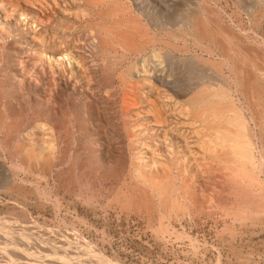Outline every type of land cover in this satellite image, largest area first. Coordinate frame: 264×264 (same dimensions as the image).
<instances>
[{
	"label": "rangeland",
	"instance_id": "1",
	"mask_svg": "<svg viewBox=\"0 0 264 264\" xmlns=\"http://www.w3.org/2000/svg\"><path fill=\"white\" fill-rule=\"evenodd\" d=\"M6 1L7 0L3 1L2 4L0 3L1 13L6 11L4 13L5 15L0 14L1 19L3 18V16L5 18L4 20H2V25L5 24V26L0 25V29L3 28L2 30H0V36L1 37H2V33H3V37L2 38L0 37V78H2V80H4L2 82L0 80V85H1L0 86V96H1L0 97V110H1L0 113L2 116V117L0 116L1 117L0 121L2 122V123H0L1 124L0 125V129H1L0 130V218H1L0 219V235H1L0 236V264H10V262L13 264H42V263L44 264V262H45V264H46V262L49 263L51 261L50 259H48L49 257L50 258L53 257V259H56L55 260V263H56L60 260L61 261L64 260V258L66 257V254H67V256L70 255L69 258L74 257L77 260V259L83 258V256H86L87 253L89 254V250H90L89 248H91L92 253H90L86 257H90V255H95V256H97V257H95V260L102 262V263L106 262L104 264H238V263L239 264H264V223H261L262 221L261 222L260 221L251 222L250 220H248L246 218H242V216H241L242 214L240 216L237 215V217L238 216L240 217V218L238 217L239 220H237L238 218H236V215L233 217L234 214L243 213V211L246 212V210H248L249 207L251 208L252 204L253 205H252V208L250 209V212L252 214H254L253 212H255V215L258 214L257 211H255L257 206H255L256 204H254L253 202L257 201L258 199H261L260 198L261 196H262V199H264V182H262V181H264V180H262V179H264V178H262V177H264V175L260 174L258 176V182L262 180L261 182L258 183L259 186L257 183H254L255 185L257 184L256 186L253 183L252 184L242 183V186H240V187H242L243 190H241V188L239 190L237 187V184H239V182L236 185H234V183H232L230 181L231 176H230V174H227L228 172H226L225 170H223L221 168L220 169L222 172H220V169H218L219 165L217 166V168H216V166H214V165H217L216 162H215L216 164H214V162L210 164V162L213 160L208 158L207 152H206L205 148H203L204 147L203 142H205L206 138L209 137V134L211 136L210 138H212L213 137L212 133H214V132L212 130V133H210V131H208V129H207V132H209V134L208 133L204 134L206 132L205 129L207 128L206 127L207 124L201 122V120L198 118L196 120L194 119L195 117H193V115L190 114L192 112V110H191V108H188L189 106L187 105V102H186L188 100V97H190V95L192 94V92H195L197 90L200 91V89L201 90H203V89L208 90L207 92H209V93L217 91V90L220 92H223V91L226 93L228 92V94H226V95H228L226 100L231 103L232 107L234 106V108H237V110H239L240 114H242L245 117V122H246V120L248 121V122H246V123H248V130L250 132H252L253 134H255V137H257L258 132L254 129L252 123L248 119L250 117L249 116L250 114L248 113V110L246 111V109H247V105L245 104L246 101L242 97V95L240 94L239 89H237V91L235 90L236 88L234 89L235 86H233V84H232V80H234V79L232 78V75H231L228 67H225L226 64L224 62H222L223 60L221 59V57H219V54H218L219 52L214 49L211 56H208L207 53L204 52V48L208 44L207 41L205 44V42H204L205 40H203V42H201L202 43L201 45L205 44L203 46L204 48H202V50H198L194 46V44H192L193 40H190L191 38L189 36L187 38L188 39L190 38L189 39L190 41L186 38H184V39L180 38L185 43V46H187V47H185V48H187L186 51L182 52V53L181 52L178 53L179 51L174 50L175 52H173L172 49L168 48V51L169 50L170 51L167 54L166 45L172 43L171 45L173 46V42L175 43L174 45H176V42L173 40H170V38L165 37L166 32H177V30H179L180 27H181L180 29H183V28L185 29L186 28L185 27L186 26V24H185L186 19L188 18V16L190 14L196 12V10L198 9V10H201L204 12V16H202L203 20L208 18L207 24L206 23H204V24L207 25L209 30L213 26H214L213 28L215 30L216 29L219 30L221 27H223V25H225V26L228 25L227 28L225 26L223 27L226 29V31L228 29L229 31H231L233 33V35H235V33H236L235 36H237L239 39H241V38L243 39V37L246 38V39L244 38L245 41H239V42H241L240 43L241 46H243V47L245 46L246 48L248 46V49H252L255 46L254 44H257L256 42H258L257 45L261 47L260 50L262 49L261 50L262 53H260V55L258 54L257 57L259 56L258 62H261L262 58H264V57H262V54H264V43L260 42V41H264V29H262V28H264V20H262V19H264V15H262V14L260 15V12L259 13L257 12V10H259V9L256 8L257 7L256 6V0L255 1L254 0H252V1L240 0L241 3H239V0L238 1L237 0H158L160 2H158L157 0H148V1L147 0H134V1L133 0H122V1L117 0L118 1L117 9L116 10L111 9V11L116 12L115 14L118 15L117 19L118 18L120 19V20L119 19L117 20V22L119 21V23L118 24L116 23L117 24L116 27L119 26L120 28H122L121 26H123V24H124L123 28L125 27L126 32L129 33L130 35H133L138 29H139L138 32L141 31V32H144V34L146 33V35H148L147 36L148 37V40H147L148 43L146 41L145 44H149V45H146L145 48H144V44L141 46H139L137 44V42H139V44H140L142 41L140 39L136 38L137 39L136 46L137 47L139 46L142 49L139 52H136L133 54L129 53L127 51H123L120 48L121 43L118 44L117 40H115V42L113 40V43L111 41V47L114 46L112 50L109 48L106 52L100 51L102 46L100 48L98 44L95 45L94 43H96L97 41H100V43L103 42V41H101V38L104 40H109V38L111 39V35L109 34V32H111V29L113 28L114 24H113V21L108 16H104L105 12H103V14L101 15L100 18H99V16L95 15V13L97 12V8L93 9L94 8L93 5H89V6L86 5L85 4L86 2H84L86 0H72V1H74L73 3H71L70 0H62L64 3L61 2V0H60V2L58 0H50V1H52L50 3H49V0H45V1L44 0H28V1L27 0H25V1L21 0V1H23V3H21L20 0L19 1L8 0L10 3L8 1L7 2ZM69 1H70V4H69ZM33 2H35L37 4L35 5ZM169 2H171V3H169ZM4 3H5V5H4ZM14 3L17 5V7H15L16 5L14 6ZM45 3H46V5H44ZM65 3H66V7H64ZM48 4H50L49 5L50 8L46 7V6H48ZM72 4H73V6H72ZM156 4L158 5V7H156L157 6ZM201 4H202V8L200 7ZM29 5H30V8L28 7ZM53 6H54V8H53ZM67 6H69V7H67ZM141 6H143V7H141ZM251 6H253V7H251ZM2 7H4V8H2ZM19 7H20V9H19ZM51 7H52V9H51ZM101 8L104 9V7H101ZM119 8H120L121 13L117 12L119 10ZM127 8H129L130 10ZM205 8H206V10H205ZM25 9H29V14L27 15V17H28L27 19L30 20L33 18V23H29L26 20L24 22L22 20L23 18L19 17V12L25 13L24 12ZM39 9L41 12H39L37 14L35 11H39ZM124 9H126V10H124ZM45 10H47V11L50 10V12H52V13L50 14V13H48L49 11L47 12ZM53 12H55L54 15H53ZM61 12H62V14L65 12L63 17H62ZM83 12H84V14H83ZM130 12H132V14ZM209 12L211 14H212V12H214L215 15H217V14L218 15L215 16L214 13L212 15L211 14L209 15ZM11 13H12V15H11ZM45 13H47V14H45ZM251 13L253 14V16H254V14L255 15L257 14L258 18H257V16H255L256 18H252L253 16ZM7 14H8V17H7ZM43 14L45 16H43ZM148 14H150V15H148ZM87 15H88V17H87ZM9 16H10V18H9ZM74 16H75V18H74ZM94 16H97V19ZM133 16L135 17L133 19L134 25H136L137 22L144 21L145 23L140 22L141 24L138 23L137 25L141 26V28H142V26L145 24L144 25L145 29L146 30L149 29V30L146 31L145 29H143L144 28L143 27L142 28L143 30L140 28H138V29L136 28L137 30L135 31V28H133V26H132L133 24H131L133 22L132 21ZM139 16H140V18H139ZM143 16H145V17H143ZM179 16H181V17L179 18ZM261 16H262V18H261ZM11 17H12V19H11ZM104 17H107L108 19L104 18ZM125 17H127L129 20H130L129 17H131L130 22H125L126 25H125L124 21H122L124 19L125 20L127 19ZM213 17H215V18H213ZM249 17H251L250 19H253V21L249 20ZM176 18H178V19L176 20ZM44 19L46 21L43 22ZM135 19L137 22L135 21ZM89 20L91 21L92 24L93 23L97 24V21H98V26L100 25V27H95V26H97L96 24H93V25L90 24ZM107 20H108V22L110 21L109 24L112 25V27L109 26L110 31H106V30H108L107 25H109ZM145 20L146 21L152 20L153 22L150 23V22H146ZM55 21L58 23V25L56 24ZM126 21H128V20H126ZM208 21H209V23H208ZM41 22H42V24H41ZM45 22H47L48 24H46ZM78 22H79V24H78ZM204 22H206V20ZM255 22L259 23V24H255ZM127 23H128V25H127ZM155 23H156L157 28H156V26H154ZM177 23H178V25H174ZM227 23H229V24H227ZM59 24H60V26H59ZM181 24L182 25L184 24V25L182 26ZM211 24H212V26H211ZM234 24H236V25H234ZM53 25H55V26H53ZM149 25H151V26H149ZM166 25H168V26L166 27ZM238 25L239 26L241 25V26L239 27ZM93 26H94V28H93ZM130 26H132L131 27L132 29L130 28ZM174 26H176V29ZM110 27H111V29H110ZM128 27H129V29H128ZM165 27L168 29H166ZM92 28L94 30H92ZM95 28H97V29H95ZM123 28L122 29H116L115 28V29L125 33L124 32L125 30ZM213 28H211V30H213ZM253 28H256V29H253ZM85 29H86V31L90 30V33H89V31H88V33H86ZM113 29H112V31H113ZM115 29H114V31H115ZM169 29H172V30L170 31ZM96 30L98 32V35H96L97 34V32H95ZM100 30L101 31L103 30L104 32L103 31L101 32ZM215 30H213L214 32L212 31V33L214 34V36H216V39L219 37L223 41V44L226 43V39H224V38H227V35L220 32V30L219 31L217 30L218 32L217 31L215 32ZM235 30H237V31H235ZM255 30H256V32H255ZM259 30H260V32H259ZM67 31L70 32V34L67 33ZM92 31H94V32H92ZM64 32H66V33H64ZM131 32L132 33L134 32V33L132 34ZM149 32H151L153 35H156V36H152V34H150ZM244 32L246 35L244 34ZM93 33H94V35L92 36ZM101 33H103L104 38L101 37V35H102ZM217 33H221L222 35H220V34L218 35ZM47 34L49 37L47 36ZM99 34H100V36H99ZM107 34H109L108 35L109 38H107ZM21 35H25L27 41L30 43L33 39L34 44H37V45H34V46L33 45L32 46L24 45L23 46V44L18 39V36H21ZM86 35H87V37L88 36L89 37L87 38ZM149 35L152 37L151 39L155 38L153 43H151L152 40L149 39ZM255 35H256V38L254 39ZM158 36H161V37L158 38ZM30 37H32V39ZM45 37L46 38L48 37V39H46ZM50 37H52V38H50ZM92 37H94V39L96 38V41L95 40L91 41V39H93ZM135 37H137V34H135ZM261 37H262V39H261ZM4 38H7V39H4ZM156 38H158V39H156ZM251 38L253 41L251 40ZM35 39L37 41H35ZM82 39H83V41L81 42ZM180 39H179L178 45L182 44V41ZM249 39L251 40V42ZM5 40H7V41H5ZM49 40H51V41H49ZM57 40H59V41H57ZM149 40H150V42H149ZM40 41L42 43L41 46L38 45V44H41V43H38ZM42 41H45V42L43 43ZM155 41H157V42H155ZM161 41H162V43L167 42L166 45L159 43ZM62 42H64V43L66 42V44H64ZM88 42H92V44L88 43ZM180 42H181V44H180ZM67 43H68V46H66ZM84 43H86V44H84ZM55 44H58V45H55ZM69 44H71V45H69ZM108 44H110V43L108 42ZM247 44H250V45H247ZM90 45H92V46H90ZM158 45L159 46L161 45V46L158 47ZM191 45H193L194 47L193 46L191 47ZM57 46H59V47L56 48ZM151 46L153 49L151 48ZM224 46H225V44H224ZM249 46H252V47L249 48ZM17 47H19V48H17ZM44 47H45V49H43ZM93 47H95V49H93ZM200 47H202V46H200ZM20 48H21V50H20ZM24 48H26V49H24ZM91 48L93 51H91ZM97 48H100V49L97 50ZM157 48H159V49L157 50ZM37 49L40 51H37ZM56 49H58V51H56ZM253 49H256V48L254 47ZM225 50H226V48H225ZM41 51H44V53ZM88 51H89V53H88ZM228 51H229V48L227 49V52ZM38 52L39 53L41 52V53L39 54ZM55 52H56V54L60 52L59 54H62V57H61V55L60 56L56 55ZM93 52H95L96 56H95V54H93ZM192 52L194 54H197L196 55L197 58L196 57L192 58V57H194V56H192L193 55ZM118 53H119V55H118ZM151 53L156 54V55L159 54L160 56L158 55L156 57V55H154L156 58L154 57V59H152L153 54H151ZM169 53L172 54V57ZM21 54H23V55H21ZM99 54H100V56H99ZM41 55L44 57H42ZM38 56H40V57H38ZM49 56H51V57H49ZM134 56L135 57L137 56V57L135 58ZM138 56H140V57H138ZM148 56H150V57H148ZM165 56H167V57H165ZM246 56L250 57V54H248ZM160 57H162V58L160 59ZM251 57H253L252 54H251ZM50 58H53V59H50ZM157 58H159V59H157ZM173 59H175V61ZM182 59H183V62H182ZM198 59H200V61ZM201 59L203 60L202 62H201ZM188 60H190V61H188ZM207 60L210 61L211 63H207ZM15 61H17V62H15ZM105 61H106V63H105ZM109 61H110V63H109ZM214 61H216V62H214ZM220 61L224 64L221 65L222 63ZM18 62H19V64L21 62L22 65H18ZM216 63L217 64L221 63L220 64L221 67H219ZM215 64H216V66H215ZM144 65H146V66H144ZM105 66H106V69H105ZM211 66L212 67L214 66L213 68L216 67V69H218V70L221 69L222 71L217 72V70L213 69ZM222 66H223V68H222ZM217 67H219V68H217ZM224 67L228 70L224 69ZM110 68H111V70H110ZM163 68H164V70H162ZM111 71H113V72H111ZM225 71H227V72H225ZM108 72H110L109 75H108ZM139 74L141 76L140 79H143L146 77L145 83L148 86L146 85L145 88H151L152 87L154 89L153 94L148 93L146 90H141V89L139 90V87H141L139 82H138L140 80V79L138 80ZM157 74H158V77H157ZM211 75H213L214 77ZM215 75H216V77H215ZM230 75H231V77H230ZM128 76H129V79H128ZM142 76H144V77H142ZM228 76L232 79L230 80V78ZM13 78L17 81V83H16V81H13V82H15V84L12 82V80H14ZM90 78H92V79H90ZM106 78L109 79L111 82L109 80H107ZM134 78H136V79L134 80ZM9 79H10V81H9ZM17 79H19V80H17ZM149 80H152V81L149 82ZM7 81L10 82V84ZM18 81H20V82H18ZM106 81H109L111 85L109 84V82H106ZM130 81H131V83H128ZM159 81H160V83H159ZM133 82H134V85H132ZM136 82H138V83H136ZM19 83H20V85H19ZM135 83H136V85H135ZM166 83H167V85H166ZM7 84H9V85H7ZM137 84H139V86ZM151 85H154V86H151ZM215 85L216 86L218 85V86L216 87ZM220 85L222 86V88L224 90L221 88ZM50 86H51V88H50ZM111 86H113V87H111ZM133 86H134V88H132ZM137 86H138V88H137ZM211 87H212V91L210 92L209 90L211 89ZM13 88L14 89L16 88L18 90H16V89L14 90ZM128 88H129V90H127ZM225 88H227L229 90H227ZM156 90H157V92H156ZM111 92H113V93H111ZM126 92H133V93L129 94ZM143 93H144V95H143ZM231 95H232V97H230ZM155 96H157V98H158V99L156 98V101H154ZM236 97H237V100H236ZM241 99H242V101H241ZM123 100L126 101L125 104L122 103ZM149 100H151V101H149ZM162 101H164V102L166 101L165 102L166 104ZM158 102H160V104ZM237 102L239 103L238 106L236 105ZM128 103L132 104V105H128ZM11 105H12V107H10ZM134 106H135V108H134ZM148 106H150V109H148L149 108ZM182 106H183V108H182ZM128 108H132V109H128ZM178 108H180V109H178ZM165 109H166V111H165ZM173 109L174 110L176 109V110L174 111ZM158 110H160V111L156 112ZM151 111H153V113ZM169 111H170V113H169ZM171 111H172V113H171ZM2 113H4V114H2ZM57 113L59 116L57 115ZM172 114H173V117H172ZM17 115H19V117ZM187 115H189V116L187 117ZM139 116H140V118H139ZM135 117H138V119H136ZM174 117L176 120L174 119ZM183 117H186V118H183ZM156 118H158L160 121H158V119H156ZM180 118L181 119L183 118V119L180 120ZM53 119H55V123H54V121H52ZM191 119L195 120V121H192ZM156 121H157V123H156ZM165 121H166V124L164 123ZM185 121H187V122H185ZM61 122H63V123H61ZM160 122H161V124H160ZM9 123H11V124L9 125ZM125 123L127 124V126L125 125ZM57 124H58V126H57ZM140 124L144 125L142 127V129L139 128ZM156 124H158L161 127L163 126L164 128L166 127L165 132H163V130H164L163 128L156 127V126H158ZM163 124H165V126ZM203 124H205V125H203ZM183 125H184V127H183ZM12 126L13 127L16 126L17 129H15V127H14V129L11 128ZM135 126H136V128H135ZM145 126H146V128H145ZM185 126H188V127H185ZM203 126H205V127L203 128ZM213 126H216V125H214V123L208 124L209 130L211 127L213 128ZM41 127H43V128H41ZM137 127L139 130L137 129ZM169 127H171V128H169ZM179 127H181V128H179ZM10 128L13 129V131L11 130L9 133L7 131H9ZM52 128H54V129H52ZM153 128H156V129L160 128V129H158L159 130L158 131V130L153 129ZM2 129H5L7 131L2 130ZM57 129H59V130L57 131ZM130 129L133 130L132 133L130 132L131 131ZM144 130L146 131V134H144L145 133ZM199 130H201V132ZM134 131L138 132V133H135ZM11 132L14 134H12ZM66 132H68V135ZM129 132L131 135L137 134L138 137L140 136V133H141V136L139 138L137 137L138 140L133 139L131 142H129L127 140V135H126ZM167 132H169V133H167ZM172 132H174V133L172 134ZM189 132L191 133V135ZM183 133L186 135H184ZM195 133L197 135H200L201 133L202 134H201V136H196ZM260 133H259V135H260ZM170 134H171V136H170ZM180 134H181V136H183L182 138H179ZM146 135L147 136L149 135V136L147 137ZM163 135L164 136L166 135L167 137L166 136H165L166 138L162 137ZM176 135H179V137ZM189 135H190L191 139L188 137ZM204 135H205V137H206V135H208V137L204 138ZM18 136H19V138H18ZM261 136H264V135L261 134ZM6 138H7V140H6ZM26 138H27V140H26ZM202 138H204V139L202 140ZM39 139L41 140V142L39 141ZM55 139H57V140L52 141ZM160 139L162 141L164 140L165 144L162 143V141ZM185 139L189 140V141H186ZM257 139L258 138H256L255 140L253 139L254 143L259 144V146L257 144L258 147L256 146V150H254V151H256L255 156L257 155V152L259 149L264 148V144H262L264 142L259 141L261 143L260 144L259 142H257L258 141ZM262 139H264V137H262ZM208 140L209 139H207V141ZM196 141H197V144L195 143ZM199 141H201V142L203 141V142L201 143ZM29 142L33 146L36 143H38V144H36L34 146L36 148H34V147H32L31 144L29 145ZM54 142H56V143H54ZM173 142H175L174 145H173ZM4 143H6L7 145ZM17 143L26 144L25 148H26L27 153L25 151V148L23 149V145H21V144H18V145H21L20 146L21 149L19 148V146H17L19 149L16 148L15 145H17ZM153 143H154V145H151ZM157 143H158V145H157ZM184 143H187V144L184 145ZM3 144L6 147H4ZM39 144L41 146H39ZM49 144L50 145L52 144V146H53V149H52L53 151L50 153H49V151H51L52 146H49ZM132 144L133 145L135 144L134 145L135 147ZM155 144L157 147L155 146ZM159 144H162V145H160V147H159ZM163 144L166 146V148H168L167 150H164L165 146L163 148L162 147ZM189 144H190V146H189ZM195 144L197 145V147L195 146ZM200 144H203V146ZM141 145L145 149L142 148ZM136 146L137 147L139 146V148H137ZM176 146L177 147L179 146V148H177ZM182 146H183V149H182ZM260 146H262V148ZM2 147L4 148V151H3ZM13 147L15 148V150L12 149ZM31 147H32V149H31ZM37 147H40V148H37ZM44 147L45 148L47 147L46 150L44 149ZM198 147L200 148V151L203 149L202 150L203 153L198 151L199 150ZM28 148L30 150V153L36 152V153H34V155L32 154L31 157H29L30 153H28ZM96 148L99 150H96ZM136 148L138 151L136 150ZM22 149L24 152L22 151L20 153V150H22ZM146 149H148V150H146ZM175 149L178 152L175 151ZM18 150H19V153H18ZM56 150L59 151V154H58V151H56ZM133 150H135L137 152H133ZM144 150L149 151V152L146 153V151H144ZM13 151H17V152H13ZM43 151H45V152H43ZM54 151H56V152H54ZM129 151H130V154H129ZM139 151L141 153H139ZM164 151H166V152H164ZM217 151H218V149L214 152H217ZM41 152H43V153H41ZM191 152H193V153H191ZM11 153H13V154L17 153V154H16V156H13V154H11ZM45 153H46V156L49 154L47 157V158H49L48 160L45 159L46 158ZM189 153L192 154L191 155L192 157L190 156ZM19 154L21 156H19ZM42 154H44V156ZM178 154L180 156H178ZM36 155H38V156H36ZM39 155L41 157L42 156L43 157L41 158ZM33 156L35 158L37 157L38 160L36 161V159H35L31 165L30 162L33 161V159H34ZM63 156H65V158H63ZM200 156H203V157H200ZM20 157L22 158L21 161L22 160L26 161L29 157V159L27 160L28 162L26 161L25 163H23L26 166H22L23 164H21V163L23 161L19 162L18 159H20ZM39 157H40V159H39ZM51 157H53V158H51ZM179 157H180V159H179ZM194 157H195V159H194ZM184 158H185V160H184ZM202 158H204V159H202ZM56 159H58V160L56 161ZM144 159L145 160L147 159L146 160L147 162L146 161L144 162ZM169 159H170V162H169ZM191 159H192V162L190 163ZM137 160H138V163L140 162L139 164H137ZM151 160H153V162ZM182 160H184L183 161L184 165L182 164L183 166H180ZM187 160H189V161H187ZM38 161H39V163H38ZM42 162L43 163L46 162V164L44 165V164H42ZM175 162H178V163H175ZM187 162H189L188 163L189 165L186 164ZM201 162H204V163H201ZM206 162L207 163L209 162L208 164H210L211 166L206 164ZM134 163H136V164H134ZM174 164H179L178 167H180V168H178ZM204 164L208 165L207 168ZM138 165H139V167H138ZM152 165H154V167ZM159 165H160V167H159ZM192 165H194V166H192ZM196 165L200 169L202 166V170L197 169V168L195 170L194 167H196ZM28 166L32 169H29ZM42 166H43V169H42ZM150 166H152L151 167L152 169H150ZM190 166L192 167V169L189 170ZM14 167L17 170H15ZM47 167H49V168H47ZM80 167L82 168V170ZM134 167H135V169H134ZM146 167L150 170V172H148L149 171L148 169H147V172L145 171ZM165 167H166V170H168V171L164 170ZM183 167H185V168H183ZM204 167H205V169H203ZM181 168H183V169H181ZM212 168L214 171H212ZM47 171H48V173H47ZM137 171H139L140 173ZM142 171H145L146 173L145 172L142 173ZM193 171H194V173H193ZM202 171H204L203 176L201 174ZM208 171L210 173H208ZM211 171L214 173H212ZM67 172H69V173H67ZM177 172H179L180 175ZM195 172H196V175H194ZM223 172L224 173L226 172V173L224 174ZM11 173H12V175H10ZM138 173L142 176H145V175L147 176V174L150 175L147 177H148V179L151 177L152 181L150 179H149L150 180L149 181L145 177L146 182L142 181L143 183L141 185V183H139V182H141L140 180H142L144 178L141 179L138 176H136ZM116 174H118V176ZM159 174L162 175V178H161V176H159ZM170 174H172V175H170ZM189 174H191V175L189 176ZM168 175H169V180L171 182L168 181ZM225 175H227V176H225ZM155 176H157V177H155ZM198 176H200L201 178L198 179ZM60 177H61V179H60ZM114 177H116V179ZM178 177H180V178H178ZM217 177H219V178H217ZM57 178H58V180H57ZM154 178H156V180ZM214 178H216V179H214ZM87 179H88V181H87ZM67 180H70V181L67 182ZM154 180H155V182H154ZM162 180H163L164 184H166L165 185L166 187H169L170 190L173 187V190H174L173 192H171L172 193L171 195L174 197H172V196L170 197L169 195L167 197H170L172 201L175 200L177 202V203L172 202L171 200L167 201V204H165L167 209L165 206H164L165 209H163V207L160 205L161 203L159 202V199H156L157 196L153 195L152 193H151L152 194L151 195L149 193L152 191L153 188H155L156 185L161 184L159 182H162ZM176 180H177V182H180V183L175 182ZM185 180H187V181H185ZM206 180L207 181L209 180V181L207 182ZM226 180H228L229 182ZM57 181H59L60 183L59 182L57 183ZM65 181H66V183H65ZM172 181H174V182H172ZM167 182L170 183V186H167L168 185ZM137 183H138V185L140 184L139 187L142 188V191L145 193V195H147V198L150 197V199L148 198V200H150V201H149V203H147L148 205H146V206H144V205L142 206L141 202L139 201V200H143L144 195H142V192H141V195L139 194L140 196L137 193L134 194L135 196L131 194L132 190H130V189L134 190V187L137 186L136 185ZM172 183H174V184H172ZM84 184H85V186H84ZM150 184L152 185V188H151ZM222 184H225L226 187H225V185H222ZM245 184H247V185H245ZM228 185H230V186H228ZM232 185H234L233 189H236L235 191H238V192H236L237 194L239 193V191H241L240 196H238L239 194L238 195L236 194V196H235L236 200L233 197L235 191L234 190L231 191ZM251 185H253V186H251ZM146 186H148V187H146ZM149 186H150V188H149ZM245 186H247L248 188L249 187H251V188L248 189ZM257 186H258V189H256ZM215 187H216V189H215ZM178 188H181V189H179V191H178ZM228 188L230 191H228ZM170 190L166 191L167 193L165 195L169 194ZM215 190H216V192H215ZM251 190H252V192H250ZM256 190H257V192H255V194H253L254 191H256ZM261 190H262V192H261ZM23 191L25 194H23ZM211 191H212V193H211ZM223 191L225 193H222ZM242 191H244L245 193H243ZM174 192H175V194H174ZM230 192L232 195L230 194ZM120 193H121V195H120ZM125 194L128 196H126ZM179 194H180V196H178ZM258 194H260L261 196ZM242 195H244V196H242ZM247 195H249V197H251V199L250 198L245 199V197L246 198L248 197ZM253 195H255V197L258 199L252 197ZM132 196H134L136 198V199L133 198L135 201L131 200ZM151 196L153 198H151ZM176 196L178 197V199ZM210 196H211V199H210ZM216 196L217 197L219 196L218 197L219 199L216 198ZM179 197L181 199H179ZM232 197L235 200V203H236V201L237 202L239 201V204L238 203L235 204L233 202L234 200H232ZM183 198H185V199H183ZM239 198L243 199L245 202H243ZM253 198H254V200H253ZM129 199L131 200L132 204H134L133 202H136V204L138 202L137 206H135L136 208L134 207L135 209H132L133 205L131 206L130 202L126 203L128 208H125L124 203H125V201L127 202V200H129ZM216 199H218V200H216ZM121 200H123V201H121ZM145 200H146V198H145ZM181 200H182V202H181ZM196 200H198V202ZM248 200H249V203L251 202L250 204L247 203ZM221 201L224 203L226 202V203L222 204ZM261 201H264V200H261ZM172 203H175V205H177V207ZM244 203H246V204H244ZM255 203H258V201ZM128 204H130V205H128ZM170 204L173 206L171 207ZM194 204H196V205H194ZM122 205H124L123 208H122ZM240 206H242V207H240ZM129 207H131V208H129ZM138 207L139 208L141 207V209H139ZM146 207H147V209L150 208V211L148 210V212H147V210L145 209ZM173 207L177 208V209L179 208L180 211H181V208L183 210V207H184V210L181 212H177V209L176 210L173 209V211H172ZM152 208L156 209L157 211L154 209L152 210ZM158 208L161 210H159ZM130 209H132V210H130ZM144 209L146 211H144ZM163 210H164V212H163ZM131 211H133V212H131ZM151 211H152V213H151ZM154 211H155V213H154ZM171 211L173 213H170ZM262 211H264V210H262ZM140 212H142V213H140ZM261 212L259 211V213H261ZM226 213H227V215H225ZM147 214L150 218H148ZM151 214L153 215L154 220H153L152 216H150ZM157 214H158L159 218L161 216L160 219L158 217H156ZM164 214H166V215H164ZM262 217H264V216H262ZM157 218H158V220H157ZM162 218H163V220H162L163 222H161ZM222 219H223V222H222ZM242 220H245V221H242ZM230 221H231V223H230ZM249 222H251V224H254V225L249 224ZM225 224L227 226V228H226L227 230L224 228ZM238 224H240V225H238ZM245 224H246V227L244 226ZM28 225H29V227H28ZM158 225L160 226L159 228H158ZM164 225H165V227H164ZM164 228H165V230H164ZM27 231H30V233ZM155 231H156V233H155ZM19 232H21V233L23 232L22 235L19 234ZM164 232H166V234H164ZM158 233H159V235H161V233H163V234L161 236H159V235H157ZM153 234L156 235L157 237L156 236L153 237ZM23 235L29 236L28 238H30L31 240L20 239V237H22ZM77 237H78V239H77ZM50 239H52V240H50ZM158 239H159V242L157 241ZM48 240L50 242L51 241L52 242L50 243ZM165 240H166V242H164ZM72 241H73V243H72ZM74 241H76V242H74ZM79 242H81V243H79ZM64 245H65V247H64ZM8 246H9V248H8ZM15 248H17V249H15ZM54 249L57 251H55ZM21 250L23 252H20ZM29 250H31V251H29ZM2 253H4V254H2ZM8 253H10V254H8ZM69 253H71V254H69ZM27 255L28 256L30 255V256L28 257ZM34 256H36V257H34ZM45 256H49V257H45ZM39 257L41 260H39ZM60 257H62V258H60ZM29 258H30V260H29ZM34 258H36V263H35ZM69 258L66 257V259H69ZM91 259H94V257H92ZM102 259H105L106 261L102 260ZM19 261H21V262L19 263ZM53 263H54V260L52 261V264ZM58 263H60V262H58ZM49 264H51V263H49ZM98 264H100V263H98Z\"/></svg>",
	"mask_w": 264,
	"mask_h": 264
},
{
	"label": "bare ground",
	"instance_id": "2",
	"mask_svg": "<svg viewBox=\"0 0 264 264\" xmlns=\"http://www.w3.org/2000/svg\"><path fill=\"white\" fill-rule=\"evenodd\" d=\"M3 1H5V0H0V3L2 4L3 3ZM8 1V0H7ZM6 1V2H7ZM16 1H19V0H16ZM21 1V0H20ZM25 1V0H24ZM28 1V0H27ZM45 1V0H44ZM59 2H60V0H58ZM71 1V3H73L74 1H72V0H70ZM70 1H69V4H70ZM122 1V0H121ZM134 1V0H133ZM148 1V0H147ZM158 1V0H157ZM238 1V0H237ZM250 1H252V0H250ZM255 1V0H254ZM9 2V1H8ZM37 2V1H36ZM50 2H52V1H50L49 0V3ZM61 2H63L62 0H61ZM83 2V1H82ZM84 2H86L85 4L86 5H93L94 6V8L93 9H96L97 8V12L95 13V15H97V16H99V18L101 17V15L103 14V12H105L104 13V16H108L112 21H113V24H114V26H113V28L115 27L116 29H122L123 28V26H124V24H123V26H121L122 28H120L119 26H117L116 27V25L119 23V21L117 22V20L119 19H117V17H118V15L117 14H115L116 12H114V11H111V9H114V10H116L117 9V7H118V1L117 0H86V1H84ZM129 2V1H128ZM141 2V1H140ZM144 2V1H143ZM152 2V1H151ZM155 2V1H154ZM158 2H160V1H158ZM172 2V1H171ZM171 2H169V3H171ZM203 2V1H202ZM216 2V1H215ZM10 3V2H9ZM21 3H23V1H21ZM35 5L37 4V3H35V2H33ZM47 3V2H46ZM46 3L44 4V5H46ZM64 3V2H63ZM67 3V2H66ZM66 3H65V6L64 7H66ZM218 3V2H217ZM239 3H241V1L239 0ZM251 3V2H250ZM27 4V3H26ZM32 4V3H31ZM56 4V3H55ZM158 4V3H157ZM156 4V5H157ZM4 5H5V3H4ZM16 4L14 3V6H15ZM19 5V4H18ZM25 5V4H24ZM23 5V6H24ZM50 4H48V6H46V7H49L50 8V6H49ZM52 5V4H51ZM68 5V4H67ZM123 5V4H122ZM133 5V4H132ZM137 5V4H136ZM147 5V4H146ZM197 5V4H196ZM195 5V6H196ZM245 5V4H244ZM12 6V5H11ZM13 6V7H14ZM20 6V5H19ZM70 6V5H69ZM69 6H67V7H69ZM72 6H73V4H72ZM71 6V7H72ZM92 6V7H93ZM207 6V5H206ZM209 6V5H208ZM243 6V5H242ZM256 8L257 9H259V10H257V12L259 13L260 12V15L262 14V15H264V0H256ZM15 7H17V5L15 6ZM29 8H30V5L28 6ZM40 7V6H39ZM58 7V6H57ZM62 7V6H61ZM101 7H104V9L103 8H101ZM126 7V6H125ZM139 7V6H138ZM141 7H143V6H141ZM156 7H158V5L156 6ZM164 7V6H163ZM191 7V6H190ZM198 7V6H197ZM196 7V8H197ZM200 7L202 8V4L200 5ZM210 7V6H209ZM212 7V6H211ZM249 7V6H248ZM251 7H253V6H251ZM2 8H4V7H2ZM1 8V9H2ZM36 8V7H35ZM45 8V7H44ZM53 8H54V6H53ZM135 8V7H134ZM155 8V7H154ZM255 8V9H256ZM8 9V8H7ZM19 9H20V7H19ZM41 9V8H40ZM40 9H39V11H35L37 14L39 13V12H41L40 11ZM51 9H52V7H51ZM50 9V10H51ZM56 9V8H55ZM127 9H129V8H127ZM169 9V8H168ZM209 9V8H208ZM35 10V9H34ZM50 10H45V11H47L48 13H52V12H50ZM61 10V9H60ZM64 10V9H63ZM88 10V9H87ZM124 10H126V9H124ZM130 10V9H129ZM128 10V11H129ZM183 10V9H182ZM198 10V9H197ZM196 10V12H194V13H192V14H190L189 16H188V18L186 19V28L184 29H180L179 28V30H177V32H166L165 33V37L166 38H170V40H173V41H175L176 42V45H174L175 43L173 42V46L171 45V44H167L166 45V43L167 42H164V43H162V41L161 42H159V43H162V44H165L166 45V47H167V54H168V52L170 51H168V48L169 49H172V51L173 52H175V51H179L178 53H182V52H185L186 51V49L187 48H185V47H187V46H185V43L181 40L182 38L184 39V38H186V39H188L187 37L189 36L190 38V40H193L192 41V44H194V46L198 49V50H202V48H204L203 46L206 44V41L208 42V44H207V46H205V48H204V52H206L207 53V55L208 56H211L212 55V52L214 51V49L216 50V51H218L219 53V57H221V59L223 60L222 62H224L225 64H226V66L225 67H228V69H229V71H230V73H231V75H232V78L234 79V80H232V84H233V86H235L234 87V89L237 91V89H239V91H240V94L242 95V97L245 99V101H246V105H247V109H246V111L248 110V113L250 114L249 116V120H250V122L252 123V125H253V127H254V129L258 132V136L257 137H255V134H253L252 132H250L249 130H248V123H246V122H248L247 120H246V122H245V117L242 115V114H240V112H239V110H237V108H234V106L232 107L231 106V103L229 102V101H227L226 100V98L228 97V95H226V94H228V92L226 93V92H220V91H214V92H211L212 91V87H211V89L209 90L211 93H209V92H207L208 90H201L200 89V91L199 90H197V91H195V92H192V94L190 95V97H188V100L186 101L187 102V105L189 106L188 108H191V110H192V112L190 113V114H192L193 115V117H195L194 119L196 120L197 118L198 119H200L201 120V122H203V123H206L207 125H206V129H205V133L204 134H209V132H207V129H208V131H210V133H212V130H213V132L214 133H212L213 135V137L212 138H210L211 136H210V134H209V137H208V135H206V137H208V138H206L205 137V135H204V138H206V140H205V142L207 141V139H209L206 143L205 142H203V144H204V147L203 148H205V150H206V152H207V155H208V158L209 159H211V160H213V161H211L210 162V164L211 163H213L214 162V164H216L217 163V165H214V166H216V168H217V166L219 165V168L218 169H223V170H225L226 172H228L227 174H230V176H231V179H230V181L232 182V183H234V185H236L238 182H239V184H237V187H238V189L240 190V188H241V190H243L242 189V187H240V186H242V183H248V184H254V183H259V182H261L262 180H264V179H262L261 181H259L258 182V176L260 175V174H262V175H264V148H262V146H260L262 149H257L258 150V152H257V155L255 156V152L256 151H254V150H256V146H257V144L258 143H254V141H253V139L255 140L256 138H258L257 140V142H264V139H262V137H264V136H261V134L262 135H264V58H262V60H261V62H258V58H259V56L257 57V55L259 54L260 55V53H262L261 52V50H260V46H258L257 44H258V42H256L257 44H254L255 46V48L256 49H248V46H247V48L244 46H241V42H239V41H245V37H243V39L241 38V39H239L237 36H235L236 35V33H235V35H233V33L231 32V31H229L228 29H227V31H226V29L225 28H223L225 25H223V27H221L219 30H220V32H222V33H224V34H226L227 35V38H224V39H226V43H224L225 44V46H224V44H223V41L218 37L217 39H216V36H214V34L212 33V31L213 30H215L213 27H211V28H213V30H211V28H210V30H209V28L207 27V19H205L206 20V22H204L205 20H203V18H202V16H204V12L203 11H201V10H198L197 11ZM205 10H206V8H205ZM10 11V10H9ZM12 11V10H11ZM52 11V10H51ZM62 11V10H61ZM86 11V10H85ZM108 11V12H107ZM123 11V10H122ZM141 11V10H140ZM151 11V10H150ZM158 11V10H157ZM161 11V10H160ZM6 12V11H5ZM5 12H3V13H1V11H0V14H2V15H5L4 13ZM24 12L25 13H21V12H19V17H22L21 19L25 22V20L27 21V22H29V23H33V18L32 19H27L28 17H27V15L29 14V9H25L24 10ZM34 12V13H35ZM117 12H120V8H119V10L117 11ZM127 12V11H126ZM153 12V11H152ZM208 12V11H207ZM256 12V13H257ZM35 13V14H36ZM44 13V12H43ZM54 13L55 12H53V15H54ZM67 13V12H66ZM87 13V12H86ZM121 13V12H120ZM131 14H132V12H130ZM180 13V12H179ZM214 12H212V14H213ZM17 14V13H16ZM45 14H47V13H45ZM61 14H62V12H61ZM64 14H65V12L62 14V17L64 16ZM81 14V13H80ZM79 14V15H80ZM83 14H84V12H83ZM119 14V13H118ZM130 14V15H131ZM139 14V13H138ZM143 14V13H142ZM207 14V13H206ZM205 14V15H206ZM211 13L209 12V15H210ZM211 14V15H212ZM217 14V13H216ZM222 14V13H221ZM252 14V13H251ZM11 15H12V13H11ZM15 15V14H14ZM74 15V14H73ZM78 15V14H77ZM76 15V16H77ZM125 15V14H124ZM123 15V16H124ZM128 15V14H127ZM134 15V14H133ZM144 15V14H143ZM148 15H150V14H148ZM214 15H215V13H214ZM218 15V14H217ZM217 15H215V16H217ZM220 15V14H219ZM37 16V15H36ZM43 16H45L44 14H43ZM66 16V15H65ZM97 16H94L96 19H97ZM121 16V15H120ZM126 16V15H125ZM135 16V15H134ZM132 17V23L131 24H133L132 26H133V28H135V31L138 29V28H140V29H142L143 27V29H145V24L142 26V28H141V26H139V25H137L138 23H140V22H137L136 21V19H135V21L137 22V24L136 25H134V18L136 17ZM142 16V15H141ZM165 16V15H164ZM252 16H253V14H252ZM255 16H257V14L255 15L254 14V16L252 17V18H256ZM7 17H8V14H7ZM13 17V16H12ZM12 17H11V19H12ZM42 17V16H41ZM53 17V16H52ZM60 17V16H59ZM73 17V16H72ZM85 17V16H84ZM83 17V18H84ZM87 17H88V15H87ZM143 17H145V16H143ZM150 17V16H149ZM161 17V16H160ZM171 17V16H170ZM181 16H179V18H180ZM184 17V16H183ZM212 17V16H211ZM210 17V18H211ZM9 18H10V16H9ZM49 18V17H48ZM74 18H75V16H74ZM73 18V19H74ZM94 18V19H95ZM104 18H107V17H104ZM125 18H127V17H125ZM130 18V20H131V17H129ZM139 18H140V16H139ZM213 18H215V17H213ZM220 18V17H219ZM229 18V17H228ZM251 17H249V20H252L253 21V19H250ZM257 18H258V16H257ZM261 18H262V16H261ZM5 18H4V16H3V18L1 19V17H0V25L1 26H5V24H3L2 25V20H4ZM20 19V18H19ZM72 19V20H73ZM108 19V18H107ZM124 19V18H123ZM171 19V18H170ZM178 18H176V20H177ZM18 20V19H17ZM71 20V21H72ZM83 20V19H82ZM104 20V19H103ZM120 20V19H119ZM126 20H128V21H126ZM124 19V20H122V21H124V23L125 22H130V20L127 18V19ZM138 20V19H137ZM154 20V19H153ZM203 20V21H202ZM211 20V19H210ZM215 20V19H214ZM262 20H264V19H262ZM44 21H46L45 19L43 20V22ZM74 21V20H73ZM77 21V20H76ZM90 21V20H89ZM100 21V20H99ZM106 21V20H105ZM146 21V20H145ZM172 21V20H171ZM222 21V20H221ZM230 21V20H229ZM251 21V22H252ZM13 22V21H12ZM15 22V21H14ZM26 22V23H27ZM56 22V21H55ZM62 22V21H61ZM107 22H108V20H107ZM110 22V21H109ZM109 22H108V24H109ZM135 22V23H136ZM142 22H144V21H142ZM141 22V23H142ZM146 22H153L152 20H150V21H146ZM218 22V21H217ZM234 22V21H233ZM250 22V21H249ZM46 24H48L47 22H45ZM52 23V22H51ZM50 23V24H51ZM65 23V22H64ZM71 23V22H70ZM81 23V22H80ZM100 23V22H99ZM117 23V24H116ZM140 23V24H141ZM145 23V22H144ZM159 23V22H158ZM163 23V22H162ZM184 23V22H183ZM204 23H206V24H204ZM208 23H209V21H208ZM220 23V22H219ZM232 23V22H231ZM16 24V23H15ZM18 24V23H17ZM41 24H42V22H41ZM40 24V25H41ZM49 24V25H50ZM55 24V23H54ZM56 24L58 25V23L56 22ZM67 24V23H66ZM78 24H79V22H78ZM90 24H92L91 23V21H90ZM93 24H96V23H93ZM92 24V25H93ZM107 24V23H106ZM171 24V23H170ZM227 24H229V23H227ZM255 24H259V23H256L255 22ZM36 25V24H35ZM44 25V24H43ZM42 25V26H43ZM97 26H95V27H100V25L98 26V21H97V24H96ZM125 25H126V23H125ZM127 25H128V23H127ZM148 25V24H147ZM173 25V24H172ZM174 25H178V23L177 24H174ZM182 25V24H181ZM184 25V24H183ZM182 25V26H183ZM209 25V24H208ZM233 25V24H232ZM234 25H236V24H234ZM8 26V25H7ZM20 26V25H19ZM34 26V25H33ZM32 26V27H33ZM53 26H55V25H53ZM59 26H60V24H59ZM65 26V25H64ZM82 26V25H81ZM87 26V25H86ZM89 26V25H88ZM94 26H93V28H94ZM102 26V25H101ZM108 26V30H106V31H110L109 30V26H111L112 27V25H107ZM132 26H130V28L132 27ZM135 26V27H134ZM149 26H151V25H149ZM148 26V27H149ZM154 26H156V23H155V25ZM168 25H166V27H167ZM211 26H212V24H211ZM220 26V25H219ZM228 26V25H227ZM227 26H225L226 28H227ZM239 26V25H238ZM237 26V27H238ZM241 26V25H240ZM239 26V27H240ZM48 27V26H47ZM83 27V26H82ZM103 27V26H102ZM111 27H110V29H111ZM119 27V28H118ZM159 27V26H158ZM165 27V28H166ZM175 27V29H176V26H174ZM179 27V26H178ZM46 28V27H45ZM62 28V27H61ZM73 28V27H72ZM71 28V29H72ZM92 28V30H94ZM112 28V29H113ZM114 28V29H115ZM137 28V29H136ZM147 28V27H146ZM154 28V27H153ZM152 28V29H153ZM156 28H157V26H156ZM230 28V27H229ZM235 28V27H234ZM3 29V28H2ZM2 29H0V30H2ZM12 29V28H11ZM36 29V28H35ZM52 29V28H51ZM95 29H97V28H95ZM100 29V28H99ZM98 29V30H99ZM102 29V28H101ZM105 29V28H104ZM103 29V30H104ZM112 29H111V32H109V34L111 35V39L108 37V35L109 34H107V38H109V40H104V39H102L101 37H103L104 38V35H103V33H101L102 35H101V41H103V42H101L100 43V41H97L96 43H94L95 45L96 44H98L99 45V47L101 48V46H102V48H101V50L100 51H104V52H106L109 48L112 50L113 49V47H111V41H112V43H113V40H114V42H115V40H117V42H118V44L119 43H121L120 44V48L123 50V51H127V52H129V53H136V52H139L142 48H140L139 46H141V45H143L144 44V48H145V46L146 45H149V44H145L146 43V41L148 40V35H146V33L144 34V32H138V30L133 34L132 32V34L133 35H130L129 33H127L126 32V29H125V27L123 28L125 31V33H123L122 31H118V30H116L115 29V31H114V29H113V31H112ZM128 29H129V27H128ZM132 29V28H131ZM142 29V30H143ZM155 29V28H154ZM162 29V28H161ZM166 29H168V28H166ZM225 29V30H224ZM231 29V28H230ZM240 29V28H239ZM253 29H256V28H253ZM258 29V28H257ZM262 29H264V28H262ZM29 30V29H28ZM60 30V29H59ZM66 30V29H65ZM102 30V31H103ZM146 30V29H145ZM144 30V31H145ZM147 30H149V29H147ZM146 30V31H147ZM151 30V29H150ZM170 31L172 30V29H169ZM218 29H216L215 30V32L217 31ZM218 30V31H219ZM57 31V30H56ZM63 31V30H62ZM85 31H86V29H85ZM89 31V33H90V30H88ZM88 31H86V33H88ZM101 31V30H100ZM101 31V32H102ZM155 31V30H154ZM161 31V30H160ZM159 31V32H160ZM167 31V30H166ZM179 31V32H178ZM217 31V32H218ZM235 31H237V30H235ZM239 31V30H238ZM4 32V31H3ZM33 32V31H32ZM61 32V31H60ZM92 32H94V31H92ZM95 32H97V30L95 31ZM104 32V31H103ZM156 32V31H155ZM181 32V33H180ZM214 32V31H213ZM242 32V31H241ZM240 32V33H241ZM253 32V31H252ZM255 32H256V30H255ZM259 32H260V30H259ZM57 33V32H56ZM62 33V32H61ZM64 33H66V32H64ZM67 33H69L70 34V32H68L67 31ZM85 33V34H86ZM100 33V32H99ZM106 33V32H105ZM150 34H152L151 32H149ZM251 33V32H250ZM5 34V33H4ZM84 34V35H85ZM96 34V33H95ZM135 34H137V37H135ZM216 34V33H215ZM218 35L220 34V35H222L221 33H217ZM239 34V33H238ZM244 34H245V32H244ZM248 34V33H247ZM252 34V33H251ZM255 34V33H254ZM6 35V34H5ZM9 35V34H8ZM7 35V36H8ZM34 35V34H33ZM41 35V34H40ZM52 35V34H51ZM50 35V36H51ZM65 35V34H64ZM91 35V34H90ZM94 35V33L92 34V36ZM96 35H98V32H97V34ZM217 35V36H218ZM246 35V34H245ZM12 36V35H11ZM37 36V35H36ZM47 36H48V34H47ZM57 36V35H56ZM77 36V35H76ZM75 36V37H76ZM99 36H100V34H99ZM106 36V35H105ZM152 36H156V35H153L152 34ZM259 36V35H258ZM257 36V37H258ZM1 37V36H0ZM2 37H3V33H2ZM1 37V38H2ZM17 37V36H16ZM49 37V36H48ZM48 37L46 38V39H48ZM53 37V36H52ZM52 37H50V38H52ZM86 37H87V35H86ZM89 37V36H88ZM87 37V38H88ZM161 36H158V38H160ZM164 37V36H163ZM162 37V38H163ZM31 39H32V37H30ZM54 38V37H53ZM70 38V37H69ZM80 38V37H79ZM93 39H91V41L93 40H95L96 41V38L94 39V37H92ZM106 38V39H107ZM117 38V39H116ZM136 38H138V39H140L142 42V44L140 43L139 44V42H137V44L139 45L138 47L136 46V41H137V39ZM152 37L149 35V39H151ZM158 38H156V39H158ZM161 38V39H162ZM181 38V39H180ZM245 38V39H244ZM256 38V35H255V37H254V39ZM4 39H7V38H4ZM18 39H19V41L23 44V46L24 45H26V46H34V45H37V44H34V41H33V39H32V41H31V43L30 42H28L27 41V39H26V36L25 35H21V36H18ZM30 39V40H31ZM67 39V38H66ZM98 39V38H97ZM160 39V40H161ZM179 39L182 41V44H181V42H180V44L181 45H178V42H179ZM188 39V40H189ZM261 39H262V37H261ZM29 40V41H30ZM45 40V39H44ZM60 40V39H59ZM59 40H57V41H59ZM63 40V39H62ZM88 40V39H87ZM139 40V41H140ZM152 41H151V43H153V41L155 40V38L154 39H151ZM189 40V41H190ZM203 40H205L204 42H205V44L204 45H201L202 43L201 42H203ZM250 40V39H249ZM248 40V41H249ZM251 40H252V38H251ZM251 40H250V42H251ZM5 41H7V40H5ZM17 41V40H16ZM35 41H37L36 39H35ZM49 41H51V40H49ZM61 41V40H60ZM83 41V39L81 40V42ZM253 41V40H252ZM2 42V41H1ZM43 43L45 42V41H42ZM99 42V43H98ZM108 42L110 43V44H108ZM149 42H150V40H149ZM155 42H157V41H155ZM186 42V41H185ZM260 42H262V43H264V41H260ZM4 43V42H3ZM2 43V44H3ZM33 43V44H32ZM38 43H41V41L40 42H38ZM58 43V42H57ZM62 43H64V42H62ZM87 43V42H86ZM86 43H84V44H86ZM88 43H91L92 44V42H88ZM147 43H148V41H147ZM187 43V42H186ZM49 44V43H48ZM64 44H66V42L64 43ZM81 44V43H80ZM156 44V43H155ZM21 45V44H20ZM38 45H42V43L41 44H38ZM55 45H58V44H55ZM69 45H71V44H69ZM88 45V44H87ZM153 45V44H152ZM164 45V46H165ZM189 45V44H188ZM247 45H250V44H247ZM45 46V45H44ZM48 46V45H47ZM50 46V45H49ZM66 46H68V43H67V45ZM90 46H92V45H90ZM157 46V45H156ZM161 46V45H160ZM159 45H158V47H160ZM193 45H191V47H192ZM193 46V47H194ZM200 46H202V47H200ZM262 46V45H261ZM22 47V46H21ZM36 47V46H35ZM39 47V46H38ZM37 47V48H38ZM46 47V46H45ZM45 47L43 48V49H45ZM59 46H57L56 48H58ZM116 47V46H115ZM148 47V46H147ZM213 47V48H212ZM250 47H252V46H249V48ZM16 48V47H15ZM17 48H19V47H17ZM53 48V47H52ZM63 48V47H62ZM100 48H97V50L98 49H100ZM151 48H152V46H151ZM156 48V47H155ZM189 48V47H188ZM225 48H226V50H225ZM229 48V51L227 52V49ZM24 49H26V48H24ZM33 49V48H32ZM41 49V48H40ZM48 49V48H47ZM51 49V48H50ZM49 49V50H50ZM84 49V48H83ZM93 49H95V47H93ZM118 49V48H117ZM153 49V48H152ZM159 48H157V50H158ZM194 49V48H193ZM20 50H21V48H20ZM35 50V49H34ZM33 50V51H34ZM62 50V49H61ZM90 50V49H89ZM96 50V51H97ZM175 50V51H174ZM37 51H40V50H38L37 49ZM55 51V50H54ZM56 51H58V49H56ZM91 51H93L92 50V48H91ZM90 51V52H91ZM95 51V50H94ZM117 51V50H116ZM192 51V50H191ZM30 52V51H29ZM32 52V51H31ZM36 52V51H35ZM34 52V53H35ZM41 52H43L44 53V51H41ZM40 52V53H41ZM98 52V51H97ZM96 52V53H97ZM113 52V51H112ZM153 52V51H152ZM194 52V51H193ZM192 52V53H193ZM23 53V52H22ZM25 53V52H24ZM27 53V52H26ZM33 53V54H34ZM39 53V52H38ZM39 53V54H40ZM49 53V52H48ZM53 53V52H52ZM51 53V54H52ZM60 53V52H59ZM59 53H57L56 54V52H55V54L56 55H61V57H62V54H59ZM88 53H89V51H88ZM99 53V52H98ZM149 53V52H148ZM156 53V52H155ZM250 54V57H248V56H246V55H248V54ZM13 54V53H12ZM15 54V53H14ZM37 54V53H36ZM50 54V55H51ZM93 54H95V52H93ZM104 54V53H103ZM102 54V55H103ZM106 54V53H105ZM111 54V53H110ZM151 54H153V53H151ZM164 54V53H163ZM170 54V53H169ZM189 54V53H188ZM217 54V53H216ZM251 54H252V56L253 57H251ZM255 54V55H254ZM21 55H23V54H21ZM65 55V54H64ZM98 55V54H97ZM108 55V54H107ZM118 55H119V53H118ZM125 55V54H124ZM131 55V54H130ZM154 55H156V54H153V58L152 59H154ZM159 55V54H158ZM158 55H156V57L158 56ZM171 55V57H172V54H170ZM197 54H194L193 53V55L192 56H194V57H192V58H197V56H196ZM200 55V54H199ZM206 55V54H205ZM214 55V54H213ZM27 56V55H26ZM42 56V55H41ZM90 56V55H89ZM95 56H96V54H95ZM99 56H100V54H99ZM104 56V55H103ZM160 56V55H159ZM181 56V55H180ZM38 57H40V56H38ZM42 57H44V56H42ZM46 57V56H45ZM48 57V56H47ZM49 57H51V56H49ZM53 57V56H52ZM58 57V56H57ZM56 57V58H57ZM135 57V56H134ZM137 57V56H136ZM135 57V58H136ZM138 57H140V56H138ZM142 57V56H141ZM146 57V56H145ZM148 57H150V56H148ZM155 57V58H156ZM165 57H167V56H165ZM169 57V56H168ZM261 57V56H260ZM262 57H264V54H262ZM60 58V57H59ZM66 58V57H65ZM68 58V57H67ZM95 58V57H94ZM118 58V57H117ZM147 58V57H146ZM162 57H160V59H161ZM184 58V57H183ZM209 58V57H208ZM50 59H53V58H50ZM58 59V58H57ZM93 59V58H92ZM100 59V58H99ZM134 59V58H133ZM139 59V58H138ZM157 59H159V58H157ZM204 59V58H203ZM219 59V58H218ZM217 59V60H218ZM95 60V59H94ZM105 60V59H104ZM109 60V59H108ZM111 60V59H110ZM124 60V59H123ZM142 60V59H141ZM174 61H175V59H173ZM192 60V59H191ZM199 61H200V59H198ZM197 60V61H198ZM206 60V59H205ZM22 61V60H21ZM42 61V60H41ZM96 61V60H95ZM135 61V60H134ZM166 61V60H165ZM188 61H190V60H188ZM203 60L201 59V62H202ZM213 61V60H212ZM15 62H17V61H15ZM60 62V61H59ZM63 62V61H62ZM108 62V61H107ZM182 62H183V59H182ZM206 62V61H205ZM214 62H216V61H214ZM221 62V61H220ZM221 62V63H222ZM38 63V62H37ZM97 63V62H96ZM105 63H106V61H105ZM109 63H110V61H109ZM115 63V62H114ZM189 63V62H188ZM207 63H211L210 61H208L207 60ZM220 63V64H221ZM224 63H222L221 65H223ZM13 64V63H12ZM61 64V63H60ZM59 64V65H60ZM93 64V63H92ZM113 64V63H112ZM118 64V63H117ZM140 64V63H139ZM155 64V63H154ZM174 64V63H173ZM217 64V63H216ZM216 64H215V66H216ZM219 63L217 64L219 67H221V65H220ZM15 65V64H14ZM18 65H22L21 64V62H20V64H19V62H18ZM33 65V64H32ZM44 65V64H43ZM47 65V64H46ZM49 65V64H48ZM116 65V64H115ZM121 65V64H120ZM136 65V64H135ZM150 65V64H149ZM9 66V65H8ZM50 66V65H49ZM58 66V65H57ZM132 66V65H131ZM138 66V65H137ZM144 66H146V65H144ZM22 67V66H21ZM123 67V66H122ZM136 67V66H135ZM212 67V66H211ZM214 67V66H213ZM212 67V68H213ZM219 67H217V68H219ZM224 67V69H226ZM181 68V67H180ZM222 68H223V66H222ZM49 69V68H48ZM105 69H106V66H105ZM108 69V68H107ZM115 69V68H114ZM131 69V68H130ZM213 69H216V67L215 68H213ZM228 69H226V70H228ZM110 70H111V68H110ZM109 70V71H110ZM162 70H164V68L162 69ZM217 70V72H221L222 70L220 69V70H218V69H216ZM144 71V70H143ZM111 72H113V71H111ZM125 72V71H124ZM123 72V73H124ZM156 72V71H155ZM225 72H227V71H225ZM109 73L110 72H108V75H109ZM136 73V72H135ZM229 73V72H228ZM19 74V73H18ZM119 74V73H118ZM215 74V73H214ZM218 74V73H217ZM224 74V73H223ZM51 75V74H50ZM111 75V74H110ZM121 75V74H120ZM119 75V76H120ZM167 75V74H166ZM172 75V74H171ZM231 75H230V77H231ZM11 76V75H10ZM21 76V75H20ZM92 76V75H91ZM134 76V75H133ZM137 76V75H136ZM147 76V75H146ZM164 76V75H163ZM208 76V75H207ZM211 76H213V75H211ZM25 77V76H24ZM112 77V76H111ZM140 74L138 75V80L140 79ZM142 77H144V76H142ZM155 77V76H154ZM157 77H158V74H157ZM165 77V76H164ZM214 77V76H213ZM215 77H216V75H215ZM221 77V76H220ZM229 77V76H228ZM229 77V78H230ZM50 78V77H49ZM124 78V77H123ZM127 78V77H126ZM125 78V79H126ZM146 78V77H145ZM145 78H143V79H140L138 82H139V84H140V86L141 87H139V90L141 89V90H146L148 93H152L153 94V88L151 87V88H145L146 87V83H145ZM232 78H230V80L232 79ZM14 79V78H13ZM29 79V78H28ZM90 79H92V78H90ZM107 79V78H106ZM128 79H129V76H128ZM136 78H134V80H135ZM153 79V78H152ZM0 80H1V82L2 81H4V80H2V78H0ZM7 80V79H6ZM17 80H19V79H17ZM22 80V79H21ZM24 80V79H23ZM54 80V79H53ZM107 80H109V79H107ZM160 80V79H159ZM220 80V79H219ZM226 80V79H225ZM9 81H10V79H9ZM13 81H16L15 79L14 80H12V82ZM110 81V80H109ZM109 81H106V82H109ZM121 81V80H120ZM150 81H152V80H149V82ZM211 81V80H210ZM209 81V82H210ZM214 81V80H213ZM218 81V80H217ZM234 81V82H233ZM6 82V81H5ZM8 82V81H7ZM11 82V83H12ZM18 82H20V81H18ZM111 82V81H110ZM110 82H109V84H110ZM123 82V81H122ZM126 82V81H125ZM138 82H136V83H138ZM147 82V81H146ZM202 82V81H201ZM4 83V82H3ZM9 84H10V82H8ZM14 84H15V82H13ZM12 83V84H13ZM16 83H17V81H16ZM87 83V82H86ZM128 83H131V81L130 82H128ZM136 83H135V85H136ZM157 83V82H156ZM159 83H160V81H159ZM162 83V82H161ZM204 83V82H203ZM216 83V82H215ZM227 83V82H226ZM9 84H7V85H9ZM37 84V83H36ZM124 84V83H123ZM139 84H137L138 86H139ZM164 84V83H163ZM206 84V83H205ZM4 85V84H3ZM19 85H20V83H19ZM51 85V84H50ZM54 85V84H53ZM108 85V84H107ZM111 85V84H110ZM109 85V86H110ZM132 85H134V82H133V84ZM159 85V84H158ZM162 85V84H161ZM166 85H167V83H166ZM223 85V84H222ZM229 85V84H228ZM1 86V85H0ZM14 86V85H13ZM108 86V87H109ZM130 86V85H129ZM138 86H137V88H138ZM148 86V85H147ZM151 86H154V85H151ZM169 86V85H168ZM199 86V85H198ZM208 86V85H207ZM216 86V85H215ZM214 86V87H215ZM218 86V85H217ZM216 86V87H217ZM221 86V85H220ZM230 86V85H229ZM5 87V86H4ZM111 87H113V86H111ZM121 87V86H120ZM159 87V86H158ZM227 87V86H226ZM3 88V87H2ZM12 88V87H11ZM50 88H51V86H50ZM53 88V87H52ZM82 88V87H81ZM130 88V87H129ZM129 88L127 89V90H129ZM132 88H134V86L132 87ZM136 88V87H135ZM157 88V87H156ZM200 88V87H199ZM207 88V87H206ZM205 88V89H206ZM221 88H222V86H221ZM220 88V89H221ZM233 88V87H232ZM10 89V88H9ZM14 89V88H13ZM16 89V88H15ZM14 89V90H15ZM54 89V88H53ZM116 89V88H115ZM124 89V88H123ZM193 89V88H192ZM197 89V88H196ZM209 89V88H208ZM223 89V88H222ZM221 89V90H222ZM225 89H227V88H225ZM16 90H18V89H16ZM134 90V89H133ZM132 90V91H133ZM138 90V89H137ZM158 90V89H157ZM157 90H156V92H157ZM216 90V89H215ZM224 90V89H223ZM227 90H229V89H227ZM11 91V90H10ZM13 91V90H12ZM87 91V90H86ZM136 91V90H135ZM159 91V90H158ZM188 91V90H187ZM235 91V92H236ZM18 92V91H17ZM140 92V91H139ZM233 92V91H232ZM20 93V92H19ZM111 93H113V92H111ZM126 93H129V94H131V93H133V92H126ZM141 93V92H140ZM230 93V92H229ZM135 94V93H134ZM146 94V93H145ZM156 94V93H155ZM231 94V93H230ZM235 94V93H234ZM239 94V93H238ZM237 94V95H238ZM133 95V94H132ZM140 95V94H139ZM143 95H144V93H143ZM150 95V94H149ZM160 95V94H159ZM233 95V94H232ZM232 95L230 96V97H232ZM240 96V95H239ZM1 97V96H0ZM125 97V96H124ZM123 97V98H124ZM127 97V96H126ZM144 97V96H143ZM154 97V96H153ZM172 97V96H171ZM234 97V96H233ZM241 97V96H240ZM133 98V97H132ZM146 98V97H145ZM156 98H157V96H155V100L154 101H156ZM169 98V97H168ZM167 98V99H168ZM187 98V97H186ZM235 98V97H234ZM239 98V97H238ZM16 99V98H15ZM110 99V98H109ZM125 99V98H124ZM127 99V98H126ZM143 99V98H142ZM158 99V98H157ZM164 99V98H163ZM166 99V100H167ZM93 100V99H92ZM129 100V99H128ZM162 100V99H161ZM230 100V99H229ZM232 100V99H231ZM236 100H237V97H236ZM240 100V99H239ZM86 101V100H85ZM149 101H151V100H149ZM153 101V102H154ZM235 101V100H234ZM241 101H242V99H241ZM115 102V101H114ZM125 102L126 101H124L123 100V102L122 103H124L125 104ZM132 102V101H131ZM161 102V101H160ZM160 102H158L159 104H160ZM162 102H164V101H162ZM166 102V101H165ZM164 102V103H165ZM168 102V101H167ZM184 102V101H183ZM3 103V102H2ZM12 103V102H11ZM20 103V102H19ZM157 103V102H156ZM163 103V104H164ZM169 103V102H168ZM236 103V102H235ZM22 104V103H21ZM166 104V103H165ZM164 104V105H165ZM234 104V103H233ZM238 102H237V106H238ZM244 104V103H243ZM7 105V104H6ZM15 105V104H14ZM128 105H132V104H129L128 103ZM127 105V106H128ZM168 105V104H167ZM184 105V104H183ZM126 106V105H125ZM124 106V107H125ZM155 106V105H154ZM172 106V105H171ZM3 107V106H2ZM10 107H12V105L10 106ZM52 107V106H51ZM123 107V106H122ZM149 108L148 109H150V106H148ZM41 108V107H40ZM55 108V107H54ZM134 108H135V106H134ZM177 108V107H176ZM182 108H183V106H182ZM185 108V107H184ZM243 108V107H242ZM15 109V108H14ZM124 109V108H123ZM122 109V110H123ZM128 109H132V108H128ZM158 109V108H157ZM178 109H180V108H178ZM6 110V109H5ZM135 110V109H134ZM155 110V109H154ZM174 110V109H173ZM176 110V109H175ZM174 110V111H175ZM185 110V109H184ZM188 110V109H187ZM242 110V109H241ZM1 111V110H0ZM94 111V110H93ZM127 111V110H126ZM125 111V112H126ZM160 110H158V111H156V112H159ZM162 111V110H161ZM165 111H166V109H165ZM164 111V112H165ZM168 111V110H167ZM25 112V111H24ZM62 112V111H61ZM149 112V111H148ZM152 113H153V111H151ZM180 112V111H179ZM185 112V111H184ZM8 113V112H7ZM144 113V112H143ZM169 113H170V111H169ZM171 113H172V111H171ZM182 113V112H181ZM242 113V112H241ZM2 114H4V113H2ZM9 114V113H8ZM142 114V113H141ZM149 114V113H148ZM151 114V113H150ZM155 114V113H154ZM167 114V113H166ZM189 114V113H188ZM246 114V113H245ZM244 114V115H245ZM57 115H58V113H57ZM124 115V114H123ZM129 115V114H128ZM160 115V114H159ZM158 115V116H159ZM180 115V114H179ZM184 115V114H183ZM206 115V116H205ZM0 116H1V113H0ZM7 116V115H6ZM18 117H19V115H17ZM54 116V115H53ZM56 116V115H55ZM59 116V115H58ZM101 116V115H100ZM146 116V115H145ZM151 116V115H150ZM166 116V115H165ZM164 116V117H165ZM177 116V115H176ZM189 115H187V117H188ZM246 116V115H245ZM2 117V116H1ZM1 117H0V119H1ZM38 117V116H37ZM46 117V116H45ZM143 117V116H142ZM153 117V116H152ZM162 117V116H161ZM172 117H173V114H172ZM247 117V116H246ZM53 118V117H52ZM55 118V117H54ZM62 118V117H61ZM92 118V117H91ZM136 119H138V117H135ZM139 118H140V116H139ZM151 118V117H150ZM183 118H186V117H183ZM182 118V119H183ZM17 119V118H16ZM56 119V118H55ZM55 119H53L52 121H54V123H55ZM145 119V118H144ZM154 119V118H153ZM156 119H158V118H156ZM165 119V118H164ZM174 119H175V117H174ZM181 118H180V120H182ZM203 119V120H202ZM247 119V118H246ZM3 120V119H2ZM57 120V119H56ZM140 120V119H139ZM176 120V119H175ZM179 120V119H178ZM192 120V119H191ZM195 120H192V121H195ZM17 121V120H16ZM61 121V120H60ZM158 121H160L159 119H158ZM199 121V120H198ZM25 122V121H24ZM149 122V121H148ZM176 122V121H175ZM185 122H187V121H185ZM197 122V121H196ZM0 123H2L1 121H0ZM7 123V122H6ZM5 123V124H6ZM15 123V122H14ZM44 123V122H43ZM53 123V122H52ZM61 123H63V122H61ZM128 123V122H127ZM156 123H157V121H156ZM165 124H166V121L164 122ZM172 123V122H171ZM200 123V122H199ZM211 123H214V125H216V126H213V128L211 129L210 128V130H209V127H208V124H211ZM8 124V123H7ZM6 124V125H7ZM11 123H9V125H10ZM16 124V123H15ZM18 124V123H17ZM134 124V123H133ZM136 124V123H135ZM160 124H161V122H160ZM165 124H163L164 126H165ZM170 124V123H169ZM182 124V123H181ZM198 124V123H197ZM1 125V124H0ZM53 125V124H52ZM62 125V124H61ZM60 125V126H61ZM117 125V124H116ZM125 125L127 126V124L125 123ZM147 125V124H146ZM156 125H158V124H156ZM172 125V124H171ZM189 125V124H188ZM195 125V124H194ZM203 125H205V124H203ZM37 126V125H36ZM55 126V125H54ZM57 126H58V124H57ZM123 126V125H122ZM144 125H142V124H140V126H139V128H141L142 129V127H143ZM148 126V125H147ZM196 126V125H195ZM250 126V125H249ZM15 127V129H17L16 128V126H14ZM14 127L12 126L11 128H13L14 129ZM46 127V126H45ZM125 127V126H124ZM156 127H160V128H163L162 130H163V132H165V128L162 126H156ZM183 127H184V125H183ZM182 127V128H183ZM185 127H188V126H185ZM202 127V126H201ZM205 126H203V128H204ZM2 128V127H1ZM10 128V130L9 131H7V130H5V129H2V130H5V131H7V132H9L10 133V131L12 130L13 131V129H11ZM41 128H43V127H41ZM56 128V127H55ZM135 128H136V126H135ZM134 128V129H135ZM145 128H146V126H145ZM160 128H158V129H160ZM169 128H171V127H169ZM179 128H181V127H179ZM195 128V127H194ZM193 128V129H194ZM199 128V127H198ZM52 129H54V128H52ZM137 129H138V127H137ZM149 129V128H148ZM153 129H156V128H153ZM152 129V130H153ZM158 129H156V130H158ZM178 129V128H177ZM197 129V128H196ZM1 130V129H0ZM34 130V129H33ZM59 129H57V131H58ZM66 130V129H65ZM128 130V129H127ZM131 130V129H130ZM139 130V129H138ZM155 130V131H156ZM161 130V131H162ZM168 130V129H167ZM195 130V129H194ZM203 130V129H202ZM254 130V131H255ZM55 131V130H54ZM143 131V130H142ZM145 131V130H144ZM154 131V130H153ZM159 131V130H158ZM173 131V130H172ZM200 132H201V130H199ZM34 132V131H33ZM48 132V131H47ZM53 132V131H52ZM60 132V131H59ZM127 132V131H126ZM131 133L133 132V130H131L130 131ZM130 132L128 133V134H126L127 135V140L129 141V142H131L133 139H136V140H138V138L141 136V133H140V136L138 137V135L136 134V135H131L130 134ZM135 132V131H134ZM149 132V131H148ZM193 132V131H192ZM198 132V131H197ZM261 132V133H260ZM12 133V132H11ZM51 133V132H50ZM57 133V132H56ZM55 133V134H56ZM67 133V135H68V132H66ZM135 133H138V132H135ZM156 133V132H155ZM154 133V134H155ZM167 133H169V132H167ZM174 132H172V134H173ZM190 133V132H189ZM259 133H260V135H259ZM12 134H14V133H12ZM144 134H146V131H145V133ZM148 134V133H147ZM152 134V133H151ZM150 134V135H151ZM153 134V135H154ZM163 134V133H162ZM165 134V133H164ZM184 134V133H183ZM202 134V133H201ZM201 134L200 135H197L196 133H195V135L196 136H201ZM59 135V134H58ZM63 135V134H62ZM161 135V134H160ZM167 135V134H166ZM165 135V136H166ZM184 135H186V134H184ZM190 135H191V133H190ZM190 135L188 136L189 138H190ZM194 135V134H193ZM194 135V136H195ZM71 136V135H70ZM144 136V135H143ZM147 136V135H146ZM145 136V137H146ZM149 136V135H148ZM147 136V137H148ZM155 136V135H154ZM164 135L162 136V137H165ZM170 136H171V134H170ZM176 136H178L179 137V135H176ZM138 137V138H137ZM167 137V136H166ZM165 137V138H166ZM183 136H181V134H180V137L179 138H182ZM186 137V136H185ZM192 137V136H191ZM203 137V136H202ZM255 137V138H254ZM18 138H19V136H18ZM57 138V137H56ZM164 138V139H165ZM204 138H202V140L204 139ZM29 139V138H28ZM63 139V138H62ZM178 139V138H177ZM191 139V138H190ZM199 139V138H198ZM6 140H7V138H6ZM25 140V139H24ZM26 140H27V138H26ZM57 139H55V140H52V141H56ZM161 140V139H160ZM182 140V139H181ZM184 140V139H183ZM186 140V139H185ZM197 140V139H196ZM3 141V140H2ZM39 141L41 142V140L39 139ZM162 141V140H161ZM186 141H189V140H186ZM191 141V140H190ZM195 141V140H194ZM25 142V141H24ZM36 142V141H35ZM167 142V141H166ZM181 142V141H180ZM199 142H201V141H199ZM201 142V143H202ZM259 142V143H260ZM43 143V142H42ZM52 143V142H51ZM54 143H56V142H54ZM161 143V142H160ZM162 143H164L165 144V142H164V140L162 141ZM196 144H197V141L195 142ZM4 144H6V143H4ZM4 144H3V146H4ZM18 144H21V143H17V145H15L16 146V148H18L17 146H19V148L21 149V145H23V149L25 148V146H26V144H21V145H18ZM31 143L29 142V145H30ZM34 144V143H33ZM36 144H38V143H36ZM35 144V145H36ZM41 144V143H40ZM39 144V146H41ZM53 144V143H52ZM52 144L50 145L49 144V146H52ZM136 144V143H135ZM134 144V145H135ZM163 144V148H164V145ZM175 144V142H173V145ZM178 144V143H177ZM187 143H184V145H186ZM195 144V146L197 147V145ZM203 144H200V145H202L203 146ZM261 144V143H260ZM262 144H264V143H262ZM7 145V144H6ZM28 145V146H29ZM32 145V144H31ZM34 145V146H35ZM43 145V144H42ZM133 145V144H132ZM133 145V146H134ZM137 145V144H136ZM151 145H154V143L153 144H151ZM157 145H158V143H157ZM160 145H162V144H159V147H160ZM168 145V144H167ZM183 145V146H184ZM194 145V144H193ZM199 145V146H200ZM14 146V147H15ZM33 145H32V147H34ZM38 146V145H37ZM149 146V145H148ZM155 146H156V144H155ZM172 146V145H171ZM183 146H182V149H183ZM189 146H190V144H189ZM188 146V147H189ZM194 146V147H195ZM258 146H259V144H258ZM257 146V147H258ZM4 147H6V146H4ZM12 148V149H14L15 150V148ZM32 147H31V149H32ZM132 147V146H131ZM135 147V146H134ZM137 147V146H136ZM141 147H142V145H141ZM157 147V146H156ZM161 147V148H162ZM177 147V146H176ZM181 147V146H180ZM3 148V147H2ZM8 148V147H7ZM18 148V149H19ZM34 148H36V147H34ZM37 148H40V147H37ZM47 148V147H46ZM46 148L44 147V149L46 150ZM58 148V147H57ZM56 148V149H57ZM77 148V147H76ZM100 148V147H99ZM137 148H139V146L137 147ZM137 148H136V150H137ZM142 148H144V147H142ZM177 148H179V146L177 147ZM199 148V147H198ZM10 149V148H9ZM23 149L22 150H20V153L23 151ZM53 146H52V148H51V151H49V153L50 152H52L53 150ZM59 149V148H58ZM129 149V148H128ZM131 149V148H130ZM134 149V148H133ZM145 149V148H144ZM168 148H166V146H165V149L164 150H167ZM186 149V148H185ZM190 149V148H189ZM197 149V148H196ZM218 149V151L217 152H214V151H216ZM7 150V149H6ZM17 150V149H16ZM38 150V149H37ZM63 150V149H62ZM96 150H99V149H97L96 148ZM142 150V149H141ZM146 150H148V149H146ZM146 150H144V151H146ZM203 150V149H202ZM202 150L200 151V148H199V152H202ZM3 151H4V148H3ZM25 151H26V148H25ZM33 151V150H32ZM35 151V150H34ZM56 151H58V150H56ZM56 151H54V152H56ZM138 151V150H137ZM137 151H135V150H133V152H137ZM170 151V150H169ZM175 151H177L176 149H175ZM174 151V152H175ZM195 151V150H194ZM12 152V151H11ZM13 152H17V151H13ZM24 152V151H23ZM40 152V151H39ZM43 152H45V151H43ZM43 152H41V153H43ZM147 152H149V151H146V153ZM164 152H166V151H164ZM163 152V153H164ZM178 152V151H177ZM190 152V151H189ZM10 153V152H9ZM18 153H19V150H18ZM26 153H27V151H26ZM28 153H30V150H29V148H28ZM34 153H36V152H34ZM34 153H30V155H29V157H31V155L33 154L34 155ZM47 153V152H46ZM46 153H45V159H49V158H47L48 157V155L46 156ZM62 153V152H61ZM60 153V154H61ZM128 153V152H127ZM139 153H141L140 151H139ZM184 153V152H183ZM191 153H193V152H191ZM203 153V152H202ZM11 154H13V153H11ZM17 154V153H16ZM16 154L14 153L13 154V156H16ZM58 154H59V151H58ZM129 154H130V151H129ZM181 154V153H180ZM187 154V153H186ZM190 154V153H189ZM25 155V154H24ZM43 156H44V154H42ZM106 155V154H105ZM177 155V154H176ZM184 155V154H183ZM192 154H190V156H191ZM19 156H21L20 154H19ZM36 156H38V155H36ZM40 156V155H39ZM42 156V157H43ZM52 156V155H51ZM60 156V155H59ZM58 156V157H59ZM138 156V155H137ZM169 156V155H168ZM171 156V155H170ZM178 156H180L179 154H178ZM3 157V156H2ZM29 157H28V159H29ZM34 157V156H33ZM41 157V156H40ZM40 157H39V159H40ZM41 157V158H42ZM54 157V156H53ZM53 157H51V158H53ZM57 157V158H58ZM136 157V156H135ZM140 157V156H139ZM142 157V156H141ZM167 157V156H166ZM192 157V156H191ZM200 157H203V156H200ZM205 157V156H204ZM207 157V156H206ZM25 158V157H24ZM23 158V159H24ZM63 158H65V156H63ZM21 157H20V159H18L19 160V162L21 161ZM27 159V158H26ZM27 159V160H28ZM36 159V161L38 160L37 159V157L35 158L34 157V159H33V161L32 162H30L31 163V165H32V163L34 162V160ZM60 159V158H59ZM160 159V158H159ZM179 159H180V157H179ZM189 159V158H188ZM194 159H195V157H194ZM202 159H204V158H202ZM15 160V159H14ZM25 160V159H24ZM26 160V161H27ZM46 160V161H47ZM58 159H56V161H57ZM141 160V159H140ZM147 160V159H146ZM145 159H144V162L146 161ZM173 160V159H172ZM184 160H185V158H184ZM184 160H182V162H181V164H180V166H183L184 164H183V161ZM206 160V159H205ZM23 161V160H22ZM21 161V162H22ZM26 161H23L21 164H23V163H25ZM40 161V160H39ZM39 161H38V163H39ZM76 161V160H75ZM98 161V160H97ZM130 161V160H129ZM152 162H153V160H151ZM176 161V160H175ZM187 161H189V160H187ZM198 161V160H197ZM28 162V161H27ZM108 162V161H107ZM133 162V161H132ZM142 162V161H141ZM147 162V161H146ZM169 162H170V159H169ZM192 162V159H191V161H190V163ZM216 162V163H215ZM13 163V162H12ZM48 163V162H47ZM53 163V162H52ZM74 163V162H73ZM140 163V162H139ZM138 163V160H137V164H139ZM175 163H178V162H175ZM185 163V162H184ZM189 162H187L186 164L187 165H189L188 164ZM196 163V162H195ZM198 163V162H197ZM201 163H204V162H201ZM200 163V164H201ZM209 163V162H208ZM207 162H206V164H208ZM29 164V163H28ZM35 164V163H34ZM37 164V163H36ZM42 164H46V162L45 163H43L42 162ZM134 164H136V163H134ZM133 164V165H134ZM152 164V163H151ZM155 164V163H154ZM160 164V163H159ZM183 164V165H182ZM199 164V163H198ZM210 164H208V165H210ZM56 165V164H55ZM54 165V166H55ZM59 165V164H58ZM102 165V164H101ZM158 165V164H157ZM173 165V164H172ZM174 165H176L177 167H178V165L179 164H174ZM205 165V164H204ZM203 165V166H204ZM208 165H205L206 166V168H207V166ZM22 166H26V165H22ZM21 166V167H22ZM30 166V165H29ZM28 166V167H29ZM80 166V165H79ZM125 166V165H124ZM153 167H154V165H152ZM152 166H150V169H152L151 167ZM192 166H194V165H192ZM211 166V165H210ZM209 166V167H210ZM12 167V166H11ZM131 167V166H130ZM138 167H139V165H138ZM158 167V166H157ZM159 167H160V165H159ZM162 167V166H161ZM191 167V166H190ZM189 167V170L190 169H192V167L190 168ZM38 168V167H37ZM47 168H49V167H47ZM55 168V167H54ZM81 168V167H80ZM133 168V167H132ZM156 168V167H155ZM154 168V169H155ZM178 168H180V167H178ZM183 168H185V167H183ZM183 168H181V169H183ZM195 168V170H196V168L197 169H200L199 167H197V165H196V167H194ZM11 169V168H10ZM14 169L15 170H17L15 167H14ZM29 169H32V168H30L29 167ZM41 169V168H40ZM42 169H43V166H42ZM53 169V168H52ZM102 169V168H101ZM134 169H135V167H134ZM144 169V168H143ZM142 169V170H143ZM146 169V170H145ZM144 170L147 172V167L145 168ZM203 169H205V167L203 168ZM221 169H220V172H222L221 171ZM28 170V169H27ZM49 170V169H48ZM81 170H82V168H81ZM119 170V169H118ZM149 170V169H148ZM165 171H168V170H166V167H165V169H164ZM172 170V169H171ZM188 170V169H187ZM194 170V169H193ZM194 170V171H195ZM200 170H202V166H201V169ZM14 171V170H13ZM35 171V170H34ZM42 171V170H41ZM72 171V170H71ZM129 171V170H128ZM134 171V170H133ZM145 171H142V173L143 172H145ZM164 171V172H165ZM194 171H193V173H194ZM199 171V170H198ZM205 171V170H204ZM204 171H202V176H203V172ZM210 171V170H209ZM208 171V173H210ZM212 171H214L213 170V168H212ZM211 171V172H212ZM216 171V170H215ZM24 172V171H23ZM119 172V171H118ZM137 172H139V171H137ZM145 172V173H146ZM148 172H150V170L148 171ZM183 172V171H182ZM207 172V171H206ZM219 172V173H220ZM225 172V173H226ZM10 173V172H9ZM33 173V172H32ZM47 173H48V171H47ZM50 173V172H49ZM67 173H69V172H67ZM71 173V172H70ZM140 173V172H139ZM138 173V174H139ZM153 173V172H152ZM155 173V172H154ZM159 173V172H158ZM171 173V172H170ZM177 173H179V172H177ZM176 173V174H177ZM184 173V172H183ZM198 173V172H197ZM212 173H214V172H212ZM224 173V172H223ZM224 173V174H225ZM51 174V173H50ZM63 174V173H62ZM73 174V173H72ZM119 174V173H118ZM118 174H116L117 176H118ZM136 175V176H138L139 178H144V179H142V180H140L141 182H139V183H141V185H142V181H145L146 182V180H145V177H146V179H148V177L147 176H150V175H148L147 174V176L145 175V176H142V175ZM157 174V173H156ZM192 174V173H191ZM191 174H189V176L191 175ZM199 174V173H198ZM218 174V173H217ZM10 175H12V173L10 174ZM59 175V174H58ZM88 175V174H87ZM115 175V176H116ZM120 175V174H119ZM164 175V174H163ZM170 175H172V174H170ZM179 175H180V173H179ZM182 175V174H181ZM193 175V174H192ZM194 175H196V172H195V174ZM214 175V174H213ZM219 175V174H218ZM37 176V175H36ZM61 176V175H60ZM72 176V175H71ZM93 176V175H92ZM159 176H161V178H162V175L161 174H159ZM167 176V175H166ZM174 176V175H173ZM210 176V175H209ZM225 176H227V175H225ZM224 176V177H225ZM38 177V176H37ZM62 177V176H61ZM61 177H60V179H61ZM64 177V176H63ZM69 177V176H68ZM84 177V176H83ZM94 177V176H93ZM137 177V178H138ZM153 177V176H152ZM155 177H157V176H155ZM172 177V176H171ZM175 177V176H174ZM193 177V176H192ZM191 177V178H192ZM206 177V176H205ZM221 177V176H220ZM261 177V176H260ZM112 178V177H111ZM115 179H116V177H114ZM129 178V177H128ZM166 178V177H165ZM178 178H180V177H178ZM196 178V177H195ZM199 178H201L200 176H198V179ZM217 178H219V177H217ZM262 178H264V177H262ZM14 179V178H13ZM69 179V178H68ZM151 181H152V179H151V177L149 178ZM148 179V180H149ZM155 180H156V178H154ZM171 179V178H170ZM194 179V178H193ZM214 179H216V178H214ZM213 179V180H214ZM52 180V179H51ZM57 180H58V178H57ZM66 180V179H65ZM114 180V179H113ZM149 180V181H150ZM155 180H154V182H155ZM196 180V179H195ZM61 181V180H60ZM63 181V180H62ZM70 180H67V182H69ZM87 181H88V179H87ZM168 181H170L169 180V175H168ZM185 181H187V180H185ZM199 181V180H198ZM207 181V180H206ZM209 181V180H208ZM207 181V182H208ZM225 181V180H224ZM226 181H228V180H226ZM8 182V181H7ZM11 182V181H10ZM59 181H57V183H58ZM83 182V181H82ZM92 182V181H91ZM130 182V181H129ZM134 182V181H133ZM137 182V181H136ZM171 182V181H170ZM172 182H174V181H172ZM175 182H177V180L175 181ZM229 182V181H228ZM262 182H264V181H262ZM60 183V182H59ZM65 183H66V181H65ZM120 183V182H119ZM148 183V182H147ZM159 183H161V184H159V185H154L155 186V188H153L152 189V191L151 192H149L150 194L152 193L153 195H155V196H157V198L156 199H159V202L161 203L160 205L163 207V209H165V204H167V201H170L171 200V192H173L174 190H173V187L171 188V190L169 189V187H166L165 185L166 184H164V182H163V180H162V182H159ZM168 183V185L167 186H170V183L169 182H167ZM177 183H180V182H177ZM183 183V182H182ZM211 183V182H210ZM64 184V183H63ZM78 184V183H77ZM86 184V183H85ZM85 184H84V186H85ZM125 184V183H124ZM145 184V183H144ZM164 184V185H163ZM172 184H174V183H172ZM226 184V183H225ZM225 184H222V185H225ZM256 184V185H257ZM262 184V183H261ZM137 186H135L134 187V190L133 189H130V190H132V192H131V194L132 195H134L135 193H137L138 195L140 194L141 195V192H142V195H144L143 196V200H139L140 202H141V204H142V206L144 205V206H146V205H148L147 203H149V201L150 200H148V198L150 199V197H148L147 198V195H145V193L142 191V188L141 187H139V185H138V183L136 184ZM151 185V184H150ZM176 185V184H175ZM221 185V184H220ZM234 185H232L231 187V191H235L236 189H233L234 187ZM239 185V186H238ZM245 185H247V184H245ZM255 185V184H254ZM255 185V186H256ZM29 186V185H28ZM65 186V185H64ZM78 186V185H77ZM83 186V185H82ZM128 186V185H127ZM133 186V185H132ZM188 186V185H187ZM228 186H230V185H228ZM251 186H253V185H251ZM258 186H259V184H258ZM258 186L256 187V189H258ZM261 186V185H260ZM71 187V186H70ZM146 187H148V186H146ZM225 187H226V185H225ZM245 187H247V186H245ZM244 187V188H245ZM74 188V187H73ZM72 188V189H73ZM91 188V187H90ZM145 188V187H144ZM149 188H150V186H149ZM151 188H152V185H151ZM221 188V187H220ZM248 188V187H247ZM246 188V189H247ZM249 188H251V187H249ZM248 188V189H249ZM261 188V187H260ZM75 189V188H74ZM127 189V188H126ZM179 189H181V188H178V191H179ZM189 189V188H188ZM215 189H216V187H215ZM227 189V188H226ZM237 189V190H238ZM254 189V188H253ZM170 190V193L169 194H167V195H165L167 192L166 191H169ZM219 190V189H218ZM88 191V190H87ZM92 191V190H91ZM120 191V190H119ZM149 191V190H148ZM190 191V190H189ZM222 191V190H221ZM228 191H230L229 190V188H228ZM183 192V191H182ZM214 192V191H213ZM215 192H216V190H215ZM236 192H238V191H235L234 192V199H235V196H236ZM240 192L241 191H239V195L238 196H240ZM243 193H245L244 191H242ZM250 192H252V190L250 191ZM255 192H257V190L256 191H254V193L253 194H255ZM261 192H262V190H261ZM96 193V192H95ZM124 193V192H123ZM147 193V192H146ZM211 193H212V191H211ZM222 193H225L224 191L222 192ZM229 193V192H228ZM248 193V192H247ZM23 194H25L24 193V191H23ZM42 194V193H41ZM74 194V193H73ZM93 194V193H92ZM151 194V195H152ZM174 194H175V192H174ZM230 194H231V192H230ZM242 194V193H241ZM249 194V193H248ZM43 195V194H42ZM120 195H121V193H120ZM126 195V194H125ZM139 195V196H140ZM170 196V197H167V196ZM217 195V194H216ZM225 195V194H224ZM232 195V194H231ZM245 195V194H244ZM244 195H242V196H244ZM252 195V194H251ZM258 195H260V194H258ZM126 196H128V195H126ZM135 196V195H134ZM134 196H132L131 197V200H133V201H135L133 198H135ZM146 196V197H145ZM178 196H180V194L178 195ZM193 196V195H192ZM230 196V195H229ZM248 197L246 198L245 197V199H251V197H249V195H247ZM261 196V195H260ZM76 197V196H75ZM172 197H174V196H172ZM177 197V196H176ZM219 197V196H218ZM217 196H216V198H218ZM227 197V196H226ZM233 197H232V200H234L233 199ZM252 197H254V198H256L255 197V195H253ZM121 198V197H120ZM142 198V197H141ZM145 198H146V200H145ZM151 198H153L152 196H151ZM215 198V197H214ZM228 198V197H227ZM254 198H253V200H254ZM261 199H258V198H256V199H258L257 201H258V203H255V202H257V201H254L253 203L254 204H256L255 206H257L256 207V209H255V211H257V213L258 214H256L255 215V212H253L254 214H252L251 212H250V209L252 208V205H251V208L249 207V209L248 210H246V212L245 211H243V213H239V214H234L233 215V217L236 215V218H238L241 214V216H242V218H246V219H248V220H250L251 222H258V221H262L261 223H264V217H262V216H264V211H262V210H264V201H261V200H264V199H262V196L260 197ZM125 199V198H124ZM136 199V198H135ZM140 199V198H139ZM177 199H178V197H177ZM179 199H181L180 197H179ZM183 199H185V198H183ZM210 199H211V196H210ZM219 199V198H218ZM218 199H216V200H218ZM231 199V198H230ZM240 199V198H239ZM238 199V200H239ZM131 200L129 199V200H127V202L125 201V208H128L127 207V204L126 203H128V202H130L131 203ZM225 200V199H224ZM227 200V199H226ZM236 200V199H235ZM235 200L233 201L234 203H235ZM240 200H242L243 202H245L243 199H240ZM121 201H123V200H121ZM132 201V202H133ZM172 201V200H171ZM195 201V200H194ZM197 202H198V200H196ZM211 201V200H210ZM120 202V201H119ZM139 202V203H140ZM158 202V203H159ZM172 202H176L175 200L174 201H172ZM180 202V201H179ZM181 202H182V200H181ZM219 202V201H218ZM222 202V201H221ZM220 202V203H221ZM229 202V201H228ZM134 204H132L131 203V206L133 207L132 209H135L136 207L135 206H137V204H138V202H137V204H136V202H133ZM177 203V202H176ZM193 203V202H192ZM224 202H222V204H223ZM226 203V202H225ZM224 203V204H225ZM236 203H238L239 204V201L237 202L236 201ZM235 203V204H236ZM241 203V202H240ZM247 203H249V200L247 201ZM251 203V202H250ZM249 203V204H250ZM172 204H174L175 205V203H172ZM179 204V203H178ZM213 204V203H212ZM217 204V203H216ZM244 204H246V203H244ZM128 205H130V204H128ZM171 205V204H170ZM180 205V204H179ZM178 205V206H179ZM194 205H196V204H194ZM241 205V204H240ZM123 206L124 205H122V208H123ZM151 206V205H150ZM160 206V207H161ZM165 206V207H164ZM173 205H171V207H172ZM176 207H177V205H175ZM229 206V205H228ZM231 206V205H230ZM246 206V205H245ZM135 207V208H134ZM161 207V208H162ZM170 207V208H171ZM240 207H242V206H240ZM262 207V208H261ZM129 208H131V207H129ZM139 208V207H138ZM245 208V207H244ZM132 209H130V210H132ZM139 209H141V207L139 208ZM143 209V208H142ZM146 210H147V212H148V210L150 211V208H148L147 209V207L145 208ZM144 209V211H146ZM154 208H152V210H153ZM159 209V208H158ZM166 209H167V207H166ZM173 209H177V208H172V211H173ZM179 209V208H178ZM177 209V212H181V211H183L184 210V207H183V210H182V208H181V211H180V209L178 210ZM238 209V208H237ZM242 209V208H241ZM128 210V209H127ZM129 210V211H130ZM154 210H156V209H154ZM159 210H161V209H159ZM209 210V209H208ZM231 210V209H230ZM245 210V209H244ZM138 211V210H137ZM157 211V210H156ZM166 211V210H165ZM170 212V213H173V212ZM190 211V210H189ZM259 211L261 212V213H259ZM131 212H133V211H131ZM163 212H164V210H163ZM167 212V211H166ZM176 212V211H175ZM174 212V213H175ZM213 212V211H212ZM227 212V211H226ZM230 212V211H229ZM234 212V211H233ZM250 212V213H249ZM138 213V212H137ZM140 213H142V212H140ZM151 213H152V211H151ZM154 213H155V211H154ZM169 213V212H168ZM169 213V214H170ZM218 213V212H217ZM191 214V213H190ZM138 215V214H137ZM164 215H166V214H164ZM176 215V214H175ZM225 215H227V213L225 214ZM229 215V214H228ZM232 215V214H231ZM237 215H239L238 217H237ZM141 216V215H140ZM147 216H148V214H147ZM150 216H152V218H153V215L151 214ZM146 217V216H145ZM156 217H158V214H157V216ZM168 217V216H167ZM187 217V216H186ZM232 217V218H233ZM147 218V217H146ZM148 218H150L149 216H148ZM147 218V219H148ZM159 218V217H158ZM158 218H157V220H158ZM160 218H161V216H160ZM159 218V219H160ZM175 218V217H174ZM231 218V217H230ZM235 218V219H236ZM240 218V217H239ZM239 218L237 219V220H239ZM1 219V218H0ZM229 219V218H228ZM153 220H154V218H153ZM163 220V218L161 219V222H163L162 221ZM234 221V220H233ZM232 221V222H233ZM242 221H245V220H242ZM159 222V221H158ZM157 222V223H158ZM222 222H223V219H222ZM236 222V221H235ZM251 222H249V224H251ZM230 223H231V221H230ZM237 223V222H236ZM235 223V224H236ZM242 223V222H241ZM21 225V224H20ZM19 225V226H20ZM162 225V224H161ZM238 225H240V224H238ZM251 225H254V224H251ZM2 226V225H1ZM245 227H246V224L244 225ZM28 227H29V225H28ZM160 226L158 225V228H159ZM164 227H165V225H164ZM162 228V227H161ZM223 228V227H222ZM224 228L226 229L227 228V226H226V224H225V226H224ZM18 229V228H17ZM255 229V228H254ZM32 230V229H31ZM45 230V229H44ZM160 230V229H159ZM164 230H165V228H164ZM227 230V229H226ZM27 232H29L30 233V231H27ZM233 232V231H232ZM5 233V232H4ZM13 233V232H12ZM23 233V232H22ZM22 233L21 232H19V234H21L22 235ZM75 233V232H74ZM155 233H156V231H155ZM170 233V232H169ZM14 234V233H13ZM60 234V233H59ZM62 234V233H61ZM163 233H161V235H162ZM164 234H166V232H164ZM157 235H159V233L157 234ZM161 235H159V236H161ZM1 236V235H0ZM57 236V235H56ZM61 236V235H60ZM156 235H154L153 234V237H155ZM29 236H26V235H23L22 237H20V239H27V240H31L30 238H28ZM38 237V236H37ZM55 237V236H54ZM65 237V236H64ZM157 237V236H156ZM231 237V236H230ZM59 238V237H58ZM232 238V237H231ZM235 238V237H234ZM77 239H78V237H77ZM82 239V238H81ZM50 240H52V239H50ZM49 241V240H48ZM82 241V240H81ZM158 242H159V239L157 240ZM50 242V241H49ZM52 242V241H51ZM50 242V243H51ZM61 242V241H60ZM74 242H76V241H74ZM164 242H166V240L164 241ZM224 242V241H223ZM47 243V242H46ZM70 243V242H69ZM72 243H73V241H72ZM79 243H81V242H79ZM39 245V244H38ZM58 245V244H57ZM60 245V244H59ZM62 245V244H61ZM83 245V244H82ZM37 246V245H36ZM30 247V246H29ZM47 247V246H46ZM64 247H65V245H64ZM8 248H9V246H8ZM5 249V248H4ZM15 249H17V248H15ZM56 249V248H55ZM54 249V250H55ZM90 250H89V254L90 253H92V250H91V248H89ZM10 250V249H9ZM12 250V249H11ZM28 250V249H27ZM42 250V249H41ZM53 250V251H54ZM29 251H31V250H29ZM48 251V250H47ZM55 251H57V250H55ZM91 251V252H90ZM20 252H23L22 250L20 251ZM19 252V253H20ZM69 252V251H68ZM232 252V251H231ZM26 253V252H25ZM66 253V252H65ZM2 254H4V253H2ZM8 254H10V253H8ZM13 254V253H12ZM22 254V253H21ZM24 254V253H23ZM27 254V253H26ZM30 254V253H29ZM46 254V253H45ZM55 254V253H54ZM64 254V253H63ZM69 254H71V253H69ZM88 253H87V255L86 256H88L89 255ZM41 255V254H40ZM75 255V254H74ZM79 255V254H78ZM3 256V255H2ZM6 256V255H5ZM12 256V255H11ZM26 256V255H25ZM28 256V255H27ZM30 256V255H29ZM28 256V257H29ZM55 256V255H54ZM70 256V255H69ZM69 256H67V254H66V257H68L69 258ZM86 256H83V258H81V259H75L74 257L71 259V258H69V259H66V257L64 258V260H60V261H58V262H60V263H58V262H56L55 263V260L56 259H53V257H49V256H45V257H49L48 259H50L49 261V263H51L52 264V261L54 260V263L55 264H98V263H100V264H104V263H106V262H99V261H97V260H95V257H97V256H95V255H90V257L92 258V257H94V259H91L90 257H86ZM17 257V256H16ZM32 257V256H31ZM34 257H36V256H34ZM82 257V256H81ZM24 258V257H23ZM60 258H62V257H60ZM78 258V257H77ZM99 258V257H98ZM35 259V263H36V258H34ZM33 259V260H34ZM66 259V260H65ZM3 260V259H2ZM13 260V259H12ZM21 260V259H20ZM29 260H30V258H29ZM39 260H41L40 259V257H39ZM102 260H105V259H102ZM44 261V260H43ZM106 261V260H105ZM9 262V261H8ZM14 262V261H13ZM21 261H19V263H20ZM25 262V261H24ZM28 262V261H27ZM86 262V263H85ZM4 263V262H3ZM23 263V262H22ZM42 263V262H41ZM48 262H46V264H47ZM48 263V264H49ZM53 263V264H54ZM108 263V262H107ZM10 264H13V263H11L10 262ZM43 264V263H42ZM44 264H45V262H44ZM239 264V263H238Z\"/></svg>",
	"mask_w": 264,
	"mask_h": 264
}]
</instances>
